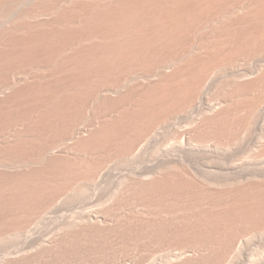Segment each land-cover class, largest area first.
I'll use <instances>...</instances> for the list:
<instances>
[{
	"label": "rangeland",
	"instance_id": "rangeland-1",
	"mask_svg": "<svg viewBox=\"0 0 264 264\" xmlns=\"http://www.w3.org/2000/svg\"><path fill=\"white\" fill-rule=\"evenodd\" d=\"M29 1H31V2H29ZM35 0H0V74L2 75H0V87H2V85L1 84H5L6 82H7V80H9L11 77H10V75H13V76H16V73H17V76H18V78L21 80V79H25L26 81H27V83H28V85L29 86H31V85H33V86H31L29 89L30 90H28V87H27V85H26V82H24V80L22 81L21 80V84H18L19 86H16V91H14L15 89L13 88V89H9V90H12L13 92H10V93H13V95L14 96H11V94L9 95L8 93V95L9 96H11V97H8L9 99H10V103L11 102H13L14 101V103H13V106H12V104H10L9 102L5 105V102H1L0 101V107L4 104L6 107H4V106H2L3 108L1 109L0 108V128L3 130V132L1 131V134H0V137H1V139H3V138H5V136H3V135H6V133H4V129L5 130H7V131H9V132H11V130H12V135L14 134V132H15V137L12 139L13 140V142L15 143L16 141H18V143L20 142V141H22V143L20 142L18 145H19V147H18V145L15 143V144H13V142H11L10 141V144L9 143H7L6 145L7 146H11L13 149L15 148V150H13V149H11V148H9V147H7L6 145H3L4 143H6L5 142V139L3 140L4 141V143L2 142V143H0L1 145H3L2 147H3V149L4 150H6V147H7V151H3V149L2 148H0V151H2L1 153H0V155L4 158V160L5 159H8V163L9 162H11V160H12V163H10V164H14L15 165V163H16V161H17V163H18V165L21 163L22 165H24V163L26 164V167L28 168L27 170L26 169H24L25 168V165H24V168H23V171H26L25 173L26 174H28V177H27V175L25 174V173H23V171H22V169L21 168H18V170L17 169H15V170H13V173H12V170L11 169H5L4 167V169L6 170V174H4L5 176H7V174H9L8 176L11 178L10 180H12L11 182H10V180H9V177L8 178H6L4 175H2L3 173H0L1 175H2V177H5V178H3L4 180L3 181H0L1 183H0V213H1V211H3L1 214H0V259H2V255H3V259H2V261H1V263L0 264H3V263H6V261H7V263H8V260L9 259H12V260H14V261H12L11 260V264L13 263H15V264H264V196H263V192L262 191H264V187L262 186V190H261V188H258V187H261V185L259 186H257V187H254V188H252V187H250L251 189H253V190H251L249 187H245L246 189H245V191L246 190H248V191H255L253 194H252V192H248V191H246L247 192V194H245L246 192H244L243 190V188L244 187H241L242 188V190H241V188H238V190H240V194H237L238 192V190H237V188H235V187H233V189L232 188H230V189H232V192H231V190H230V192L229 193H231L230 195L232 196L234 193V195L237 197H234V195H233V197H229V195H228V193L227 194H224V195H221V196H224V197H219V199H218V197L216 196V193L215 194H207L206 195V192L203 194V195H201V194H199V191H196V190H194L193 188L191 189L190 187H187L186 185H185V187L184 186H182V179H180L181 181L178 183L177 181H179V180H176V179H174V180H176V181H173V180H168V181H166V182H164L165 184H163V183H161L162 185H161V187L163 186V188H160V189H158V188H156V187H154L156 184H160L159 182H156L155 183V185H151V184H148L147 183V185H146V187H144V189L143 190H145L147 187H149L150 185V189H152V190H148L149 188H147V190H145V193H144V191H142L141 190V188H143V186L141 187V183H139V182H137L138 183V187H136L135 186V188L133 189V186H134V181H137V180H134V181H132V183H130V184H132V185H130V184H128L129 183V180L127 181L126 180V178H124V180L125 181H127V184H125L126 182L124 181V180H122L121 179V181H123V182H125V183H122L121 182V184H119L120 183V179H117V173L119 174H123L124 175V173H125V175L123 176V175H120V177L121 176H123V177H126L127 176V178L128 179H131V178H135L136 179V176H134L135 174H134V171L135 172H137V171H139V172H141L142 170H145L146 171V167H147V171H148V173L150 174V169H148V167L149 168H151V170H153V169H155L156 168V170L157 169H159V167H161L162 166V164H164V160H162V159H167V158H169V159H167V160H171L170 158V156L172 155V157H173V159L176 161L177 159H178V155L179 156H182V150H181V153H179L180 152V148H182V142H181V140H183V138H182V136H181V134H183V133H185V129L188 131V128L190 127H195V124H193V123H196V122H194V119H195V121H196V118H194V117H197V115H198V110L197 109H199V106L202 104H199L201 101H205L206 103L207 102H209L210 104H215L216 102H217V99H220L222 96H223V98L225 99L226 97H228V98H226V100H229L231 97H230V95L232 94L231 93V90H229L228 91V89H227V91L229 92V93H231L230 95L229 94H226L227 92H226V89H225V87H227V84H226V86L223 84L224 82H225V77H223V76H225L223 73H222V75H221V79H220V73H216L215 75H217V76H215L214 74L212 75V76H215V77H212V76H208V80H206V83H204L206 86H204L203 87V92H201V97H202V99L200 98V99H198V100H196V102H195V106L194 107H192V108H190V109H184V112H183V110H181L182 109V107H180V109H179V106L177 105V107L175 106V104H176V102H175V104H173L174 106H175V108L174 109H171L172 110V113L173 112H176V110H177V112H176V114H178V115H176L173 119H172V121H171V123L169 122V124L168 125H164V126H162V127H159L158 129L159 130H157V128L155 127H152L151 126V129H149V125H151V124H149V123H144V121L143 120H146L147 119V117L149 116V114L148 113H146V118H145V116L143 115V117L145 118H140L141 116H142V113L141 112H144V110H147V112H149L150 113V111H151V107H156L158 110H159V108L160 107H158V106H161V104H163V106L165 105V103L164 102H171V97H173L174 95H172L171 94V88H169V90L168 89H166L168 92H169V94L167 93V91L166 92H164L162 89H161V91H163L164 93H166L165 95H164V93L162 92V96L165 98L166 97V95H167V97H169L168 95H170V99L169 98H167L168 100H166V101H161L162 103H159L158 102V98H157V96H156V98L155 97H151V99H149L147 96L148 95H146V97L148 98V99H146V97H145V99L146 100H143L142 98H141V100H137V99H139L141 96H145V94L143 95H139L138 97H136L135 99H136V101H134V98H133V100H132V103L135 105V106H137L138 108H136V107H134V109H133V106H132V104L131 105H124V109H123V107H121V106H118L117 107V103L116 104H114L113 102L111 103L112 105H116V106H111V104L109 103V102H111V101H107L106 99L108 98V96L106 97V98H103V99H101L100 101L102 102V100L104 101V99L108 102V104H109V106L107 105L106 106V104L107 103H105L104 104V102H106V101H104L103 103H101V102H96V104H94V106L97 108V106H99L97 109L99 110V109H101V110H99V112L100 113H97L98 112V110L95 108V107H92V109H93V111L95 112V109L97 110L96 111V114H94V112L93 111H91V112H93V113H91V112H88V113H86L85 115H83L84 116V120H85V123H84V120L81 118L80 119V122H83L82 124L83 125H80L81 127H85V125L88 123V125H91L90 123H92L93 121H92V119H93V117H96L95 118V120L96 121H94V124H93V127H94V125H95V128H96V126L97 127H101L102 125L101 124H104L103 122H107V119L109 118V115L110 116H112V114L113 115H115L117 112H115L114 110H116L117 108H118V110H116V111H118V115L121 117L122 116V114L124 115V113H126V111H127V114L128 115H126V117L128 118V117H131V118H133L132 117V115H131V113H132V109L134 110L133 111V116L134 117H136L138 114V112H139V115H138V117L136 118L137 120H136V122H137V124L139 123V121H140V123H139V126H137V127H139L138 128V130L140 129L142 132H139V131H136L137 130V127L135 126L136 125V122H135V118L134 119H131L130 118V120L132 121V123H133V125L135 126H133L132 125V123H130L129 121V124L128 125H124L126 128H127V126H128V129H126L125 127H124V130H126V131H128V130H130V128L129 127H131V126H133L131 129L133 130H131L130 132H125V131H123V125L122 124H124V122L123 123H120V120H118V119H120L119 118V116H116L117 117V119H116V121L115 122H117V120L119 121V122H117V123H119V124H121L120 126H121V129L122 130H120V129H118V127H120L119 126V124L117 125V123H115L114 121H113V126H112V124L111 123H105L104 124V127L102 126L101 128H103V129H105L106 131L108 130V129H111L110 127L112 126V127H115V128H113L112 129V131L113 132H115L116 131V133L117 132H119V131H123L122 133L123 134H120L119 136H118V134L119 133H117V134H115V133H113V132H111V130L109 131L108 130V132H109V134L110 133H112V136H113V134H114V136L116 135V138L117 139H121L122 137V139H124V138H128V139H124V140H127L128 142H129V144H131V147L133 146L134 147V145H132V143H134V144H136L135 145V149L133 150V147H132V153H131V151H130V149H131V147H130V145L129 144H127L124 140H123V142H124V146L125 147H130V148H128L127 149V151H130L129 153L127 152V155H129L130 154V156L127 158L126 156H123L124 155V153L123 152H126L125 150H123L125 147L124 146H122L123 145V142L121 143L120 141H122V139L121 140H118V142H120V143H117V142H115V140H114V144H113V140H112V138L113 137H111V134L110 135H108L107 134V132L106 131H104L103 130V132L102 131H100L99 133L97 132V131H99V129L97 130V128L95 129V128H92V125L91 126H87L86 128H88V129H90V130H94L95 131V134L97 135V134H99V136L97 135V138L95 137V136H93V137H95V139H98L97 141H99V139L100 138H102V137H104L105 138V136H106V134H107V136H106V140L105 141H107V142H105L103 139H101V140H103L101 143H99V142H96V140H95V144H94V140H93V142L91 141V143H93V146L94 147H92V145H91V143H87V141H84V140H82L85 144H88V146H91L92 148H93V151L95 150L94 148L96 147L95 145H97V148H96V150L94 151L95 153V155H97L96 157L97 158H99V159H97L96 157H95V155H93V153H90L92 150H89V152H87L88 151V149L89 148H91V147H89L88 148V146L86 145V146H82V145H84V144H82V145H78V143H80V142H82V141H80L79 142V140H81L82 139V137H81V139H80V137H78L76 140L75 139H73V140H75V141H73L72 140V138H70L69 136L65 139V138H60V136H62L63 134V137L67 134V130H66V121H67V119H68V121H69V114H71V113H66L65 115L63 114V113H65L66 112V110H69V107H71V103H72V100L74 99V98H71L72 96H73V94L75 95L76 93L74 92V89L73 88H71V87H76V86H73V85H76V82L74 81V80H76V81H79V82H81L80 80V78L82 77V82L84 81H86L85 83H87V81H88V85L90 84V86L92 87V86H94L95 84H96V86H94V88H99L101 85H103V86H105L106 87V85L108 84H112V83H114V84H112L111 85V87H114L116 84H117V81H118V78L116 77V80L114 79V75H112L113 77H112V79H111V75H109L108 76V74H107V76L109 77L108 78V80H107V76L105 77V73H104V70H102L103 69V63H98V62H95V60L96 61H100V62H102L101 60H99L102 56L104 57V55L102 54L103 52H102V47L99 45L100 44V39L98 40V43H97V45H95L96 46V48L98 47L99 49H100V51L99 50H97L95 47L92 49L93 51H94V49H96L95 51L96 52H102L101 54L102 55H100V53L98 54V53H96L95 51L93 52L94 54H95V56H96V54H98L99 56H101L100 58H98V55L96 56L97 58H93V60L90 58V55H91V57H95V56H93L92 54V52H91V50H90V48H86L87 50L89 49L90 50V52H89V50L88 51H86V49H85V47L84 46H81V47H83V49L81 48V47H79V49H77V52H79L78 54L80 55V61L78 62L79 64L80 63H82L80 66H76L77 68L79 67V70L80 71H84V73H88V71H89V68H91L92 69V64H96V65H98V66H96L95 65V67H94V65H93V68H97V67H101L102 69H101V71H100V69L98 68V70L100 71V72H102L103 71V73H101V74H103L102 76H101V74H100V72L97 70V73H94L95 75H93L92 76V74H90L91 76V78L88 76V74L89 73H91V69H90V71H89V73L87 74L86 73V75L85 76H82L83 74H81V77L79 78L78 76H76V75H78L79 74V72L80 71H78V70H76L73 66H72V64H70V63H68V62H64V63H62L61 65H63L64 64V66H61L60 65V63L58 62V61H56V63L54 62L57 58H55V57H57V55H59V54H61V53H64V51H65V49H66V45L65 44H67V41H68V43L70 42V41H73V40H78V37H77V35L79 36H81L82 38H83V36L84 37H86L84 34H83V30H84V32H85V34L87 33L88 35H89V33H88V31H92L93 30V26H95V21H96V19L98 18V17H101L100 15H102L103 14V11L105 10H103L102 9V7L105 5L104 4V2L106 1V0H100V1H98V0H59V1H57V0H37V2L35 3L34 2ZM39 1H42V2H39ZM108 1V0H107ZM111 1V4L112 3H114V4H109V3H107V2H105L106 4H108L109 5V7H107L106 5V7L107 8H111V6L113 7V9L115 8V6H113V5H116V3H117V5H118V3H119V1H121V0H119V1H112V0H109V2ZM136 1V0H135ZM137 1H138V3H137ZM135 3H137L136 4V6H138V9L139 8H141V9H139V10H141V12L140 11H138V13L140 12V13H145V15H146V17H148L149 18V16L148 15H150L151 14V19H149V20H147L146 19V17L145 16H141L140 17V13L139 14H136V10H135V16L138 18V21L140 20V18H141V20L143 19V17H144V19L145 20H147V21H145V20H142V22L144 21V26L143 27H145V29L147 30H145L143 27H142V30H143V32L144 31H146V34L148 33V29H147V27L150 29L149 31H150V34H151V38H152V40L153 41H151V42H154V39H156V38H154V36L155 37H157L158 36V34L160 35V36H162V33H163V40L164 41H167V40H169V41H173L174 42V44L172 43V45L173 46H171V44L170 43H168L167 42V45L168 44H170V45H168V46H171V48L173 49V48H175V47H177L178 45H180V44H178L177 45V43H180L181 41L180 40H182V31L181 32H179L180 34H181V36H179L178 34L179 33H173V32H178L179 30H181L182 28H184V27H182V28H180V26L181 25H185V22H184V20L186 21L187 20V18H188V15H189V18H191L193 15H194V17L197 15L196 13H198L200 10H201V6L204 4H206V3H203V0H200V1H202V3L201 2H197L196 0H194V2H195V4L196 3H199V4H201V6L200 5H198V4H196L198 7H197V10H196V5H194V4H191V2H193V0H189L188 2L190 3V5L191 6H193V8H195V9H193L192 8V13L194 12V14H192L191 13V11H189V9L191 8V6L189 7V9L188 10H184V9H186L187 8V6L185 5V3L183 4V2L185 1V0H183V2L181 1V0H179V1H181L180 3H178V1L177 0H175V2L173 1V0H171V2H172V4H171V2H169L170 0H168V3H167V1H163V3L162 2H158L157 4L155 3V1L153 0V2H152V0H151V3H149L148 2V0H144V1H140V0H137ZM147 1V2H146ZM150 1V0H149ZM159 1V0H158ZM162 1V0H161ZM191 1V2H190ZM199 1V0H198ZM44 2V3H43ZM55 2V3H54ZM64 2V3H63ZM66 2V3H65ZM71 2H73V4L71 3ZM81 4H80V3ZM100 2H101V5H100ZM143 2V3H142ZM157 2V1H156ZM164 2H166V3H164ZM193 2V3H194ZM34 3V4H33ZM42 3V4H41ZM54 3V4H53ZM69 4V5H65V4ZM84 3V4H83ZM102 3H103V6H102ZM147 3V4H146ZM161 3V4H160ZM174 3V4H173ZM175 3H177V5H185L184 7H183V5L181 6L182 8H184V9H181V7H178ZM188 3V4H189ZM33 4V5H32ZM36 4V5H35ZM51 4V5H50ZM89 4V5H88ZM91 4V5H90ZM138 4H140V6L141 5H145V7H143V6H139ZM148 4H150V5H148ZM164 5V4H169V5H175V6H172V7H174L175 8V10H174V8H172L171 6H169V5H167V6H169V7H165L164 8V6L163 7H161L160 9H162V10H164L163 11V13H161L160 12V9L158 10V8H157V10H158V13L160 12L161 13V16L159 15V14H157V15H159L158 16V18H156V17H154L155 15H156V13L157 12H154L155 11V9H153V11L152 12H154L153 14H154V16H153V14L151 13V11H150V14H148V12H146V11H148V10H150V9H152V8H154L155 6L156 7H158V5ZM186 4H187V2H186ZM38 5V6H37ZM65 5V6H64ZM88 5V6H87ZM97 5H99V6H97ZM116 5V6H117ZM152 6L151 8L150 7H148V6ZM154 5V6H153ZM32 6V7H31ZM43 6V7H42ZM69 6V7H68ZM92 8H91V7ZM97 6V7H96ZM135 6V7H136ZM147 6V7H146ZM200 6V7H199ZM34 7H36V8H34ZM49 7V8H48ZM57 7H59V10H58V8ZM74 7V8H73ZM85 7H86V9H85ZM106 7H103V8H106ZM160 7V6H159ZM171 7V8H170ZM177 7H178V12H177ZM203 7V6H202ZM42 8V9H41ZM64 8V9H63ZM69 8H71V9H69ZM73 8V9H72ZM77 8V9H76ZM94 8V9H93ZM143 8H148V9H146V11H145V9H144V11L142 12V9ZM169 8L170 9H172V10H174L175 12H177V13H179V12H181V10H182V12H183V10H184V12L185 11H187V13H191V14H188V15H186V14H183V13H181V16L180 17H182L183 15V17H185V18H181L182 20L180 21V19H179V22H176V24H173V23H171V22H173V20H178V18H175V17H179V16H177V13H171L173 16H174V14H176L174 17L173 16H171V17H173V18H175V19H171V17H170V19L172 20L171 22L170 21H167L168 19H169V16L170 15H168V13L170 14V12H171V10L170 11H168L169 10ZM198 8H199V10H198ZM204 8H205V6H204ZM38 11H37V10ZM89 9H91V10H89ZM97 9V10H96ZM100 9H101V11H100ZM136 9H137V7H136ZM165 9H166V11H168V13L167 12H165ZM168 9V10H167ZM203 9V8H202ZM55 10H57V11H55ZM65 10V11H64ZM81 10V11H80ZM156 10V11H157ZM191 10V9H190ZM33 11H35V12H33ZM50 11V12H49ZM52 11H53V13H52ZM76 11H77V13H76ZM89 11V12H88ZM95 11V12H94ZM100 11V12H99ZM198 11V12H197ZM37 12V13H36ZM46 12V13H45ZM49 12V13H48ZM66 12V13H65ZM32 14V13H36V14H39L38 16H39V18H40V20H42L43 18H45L46 20H47V22L45 23H43V21H45V19H43V21H40V23L37 25V26H35V25H33V22H30L31 20L28 18V16H29V14ZM56 13V14H55ZM90 13V14H89ZM98 13H101V14H98ZM21 14V15H20ZM27 16V17H25V15ZM28 14V15H27ZM41 14H42V16H41ZM52 14V16L50 17V15ZM60 14V15H59ZM81 14V15H80ZM84 14V15H83ZM95 14V15H94ZM163 14H165V16L167 15L168 17V19H166V17H163L162 18V16H164ZM183 14V15H182ZM49 15V16H48ZM54 15V16H53ZM56 15V16H55ZM63 17H62V16ZM65 15V16H64ZM70 15V16H69ZM80 16V17H78V16ZM87 15V16H86ZM89 15V16H88ZM99 15V16H98ZM139 15V16H138ZM178 15H180V13L178 14ZM190 15H191V17H190ZM31 16V15H30ZM29 16V17H30ZM47 16V17H46ZM74 16V17H73ZM83 16V17H82ZM135 16H134V19H133V22H137L136 20V18H135ZM20 17H24L26 20H24V18H20ZM50 17V18H49ZM53 17V18H52ZM96 17V18H95ZM140 17V18H139ZM161 19H160V18ZM60 18V19H59ZM88 18H89V20H88ZM153 18H156V20H158L159 19V21L161 22H157V24L160 26V27H157L158 25L156 24V20L155 19H153ZM193 18V17H192ZM189 19L190 21L191 20H193V19ZM17 19V20H16ZM54 19V20H53ZM58 19V20H57ZM93 19H95L94 21H93ZM99 19V18H98ZM97 19V21H96V23L98 22L99 23V20ZM136 19V20H135ZM153 19V20H152ZM163 19H165V20H163ZM169 19V20H170ZM6 20V22H4ZM12 20H13V22H12ZM30 20V21H29ZM61 20V21H60ZM75 20H77V21H75ZM135 20V21H134ZM140 20V21H141ZM165 22V25L166 26H168L169 25V23H171L172 25H175V26H171V24L169 25V26H171L173 29H174V31L172 32L171 31V27H167V28H165L166 26H162L161 27V25L163 24L164 25V22ZM8 21V22H7ZM12 23H14V24H16V25H14L13 24V27L11 28L10 27V25L12 26V24H11V22ZM15 21H16V23H15ZM23 21V22H22ZM26 21H28V22H26ZM52 21V22H51ZM83 23H82V22ZM139 21V22H140ZM148 21H150V22H148ZM153 21H155V22H153ZM182 21L184 22V24L182 23ZM6 23L7 25H8V23H9V25L7 26L6 24H4V23ZM30 22V23H29ZM41 22H42V24H41ZM60 22V23H59ZM89 22H91V23H89ZM139 22H137V23H139ZM141 22V23H142ZM151 22H153V23H151ZM163 22V23H162ZM167 22V23H166ZM25 23V24H24ZM53 23H55V24H53ZM63 23H64V25H63ZM66 23V24H65ZM78 23V24H77ZM94 23V24H93ZM98 23L96 24V25H98ZM140 23V25H143V24H141ZM147 23L149 24V25H147ZM152 24V27H151V24ZM154 23H155V28H162V32H161V29L160 30H158L157 31V29H152V28H154L153 27V25H154ZM177 23H179L178 24V26H177ZM181 23V24H180ZM187 23V22H186ZM189 23V22H188ZM187 23V24H188ZM18 24V25H17ZM27 24V25H26ZM51 24V25H50ZM83 24V25H82ZM91 24H93V26L91 25ZM147 26H146V25ZM186 24V25H187ZM49 25V26H48ZM70 25H72V26H70ZM138 26V24H136V23H134V27L135 26H137V27H135V30L136 31H134V34H135V32L137 33V34H135V39H137V38H141L140 36L142 35V33H139V32H142V31H139V30H141V26ZM22 26V27H21ZM31 26V27H30ZM34 26H35V28H34ZM39 26V27H38ZM43 26V27H42ZM46 26V27H45ZM59 26V27H58ZM88 26V27H87ZM89 26H92V28L90 27L89 28ZM150 26V27H149ZM177 26V27H176ZM15 27V28H14ZM27 27V28H26ZM65 27V28H64ZM97 26H95L94 27V31L92 32V33H96L97 31L98 32H100L99 31V29H100V27H99V29H98V27L96 28ZM140 27V28H139ZM177 28V29H179L178 31H177V29H175V28ZM6 28V29H5ZM9 28V29H8ZM58 28V29H57ZM64 28V29H63ZM68 28H70V29H68ZM79 28V29H78ZM83 28H85V29H83ZM89 28V29H88ZM97 30H96V29ZM169 28V29H168ZM4 29H5V31H4ZM11 29H12V31H11ZM36 29V30H35ZM55 29V30H54ZM68 29V30H67ZM72 29V30H71ZM82 31H81V30ZM153 30V33L154 34H156V35H153L152 34V30ZM166 29V30H165ZM168 29V30H167ZM172 29V30H173ZM9 30H10V32H9ZM62 32H61V31ZM96 30V31H95ZM138 30V31H137ZM154 30H155V32H157V33H155L154 32ZM32 31V32H31ZM34 31V32H33ZM43 31V32H42ZM59 31V32H58ZM90 31V32H91ZM167 31V32H166ZM171 31V32H170ZM5 34H4V33ZM19 32V33H18ZM35 32H36V34H35ZM37 32H38V34H37ZM41 32V33H40ZM65 32V33H64ZM72 32V33H71ZM98 32H97V34L96 35H98ZM166 32V33H165ZM171 33V34H169V33ZM1 33H3V34H1ZM71 33V34H70ZM75 33V35H73ZM79 33V34H78ZM81 33V34H80ZM139 33V34H138ZM145 33V32H144ZM143 33V34H144ZM161 33V34H160ZM164 33H165V35H164ZM168 33V34H167ZM173 33V34H172ZM67 34H69V35H67ZM77 34V35H76ZM86 34V35H87ZM91 34V33H90ZM141 34V35H140ZM150 34L148 33L147 34V36L145 35V37L147 38H150L149 36H150ZM174 34H176L175 36H174ZM3 35V36H2ZM20 35V36H19ZM48 35V36H47ZM56 37H55V36ZM61 35H63V37L61 36ZM75 36V39H73L74 37L73 36ZM136 35H140L139 37L137 36V38H136ZM149 35V36H148ZM153 35V36H152ZM11 36V37H10ZM42 36V37H41ZM52 36V37H51ZM80 36H79V38H80ZM99 36H100V34L97 36L98 38H99ZM160 36H158V37H160ZM172 36H174L175 38H176V36H179V37H177L176 39L174 38L173 39V37ZM3 37V38H2ZM40 37V38H39ZM44 37V38H43ZM46 37V38H45ZM49 37V38H48ZM60 39H59V38ZM62 37V38H61ZM72 38V40H71V38ZM142 37L143 38H141V39H144L145 37H144V35H142ZM66 38V39H65ZM77 38V39H76ZM150 38V39H151ZM154 38V39H153ZM180 38V39H179ZM64 40V41H62V40ZM81 39V38H80ZM135 40V48H133V49H135V50H133L134 52L136 51V52H138V50L140 49V51L142 50V47H141V45H140V42L142 41V43H144L142 46L143 47H145L144 49H147L148 47L147 46H144V45H146V44H148V43H151V42H148V43H145L148 39H144V40ZM149 39V40H150ZM159 39V40H158ZM157 39V41H159V42H157L158 44L156 45V48L160 45V48L162 47L163 48V46H161L162 45V43H164V42H162V43H160L161 42V37L160 38H158ZM178 39V40H177ZM10 40V41H9ZM70 40V41H69ZM148 40V41H149ZM162 40V41H163ZM176 40V41H175ZM57 41V42H56ZM60 41V42H59ZM145 41V42H144ZM179 41V42H178ZM8 42V43H7ZM55 42V43H54ZM64 42H65V44H64ZM74 42V41H73ZM155 42H156V40H155ZM177 42V43H176ZM6 43V44H5ZM66 46H62L63 44ZM141 43V44H142ZM175 43H176V45H175ZM57 46H56V45ZM60 44V45H59ZM71 44V46H72V42L71 43H69V45ZM137 44L139 45L138 47H139V49H138V47L136 48V46H137ZM166 44V42L164 43V45ZM101 47H99V46ZM151 45L152 46H155L154 45V43H152V44H150V48H151ZM167 45H165L164 47H165V49H168V50H170L171 48L170 47H168ZM175 46V47H174ZM65 47V48H64ZM4 48V49H3ZM64 48V49H63ZM84 51V52H86V54L82 51V52H80V50L81 49ZM156 48H154V47H152L151 49H155L156 50ZM160 48H158V49H160ZM170 48V49H169ZM177 48H179V46L177 47ZM57 49H61V50H63V52H58L59 50H57ZM68 49H70V47L68 48ZM68 49H66L67 50V53L69 52V50ZM144 49H143V57H142V55H141V52H139L140 53V55H138V53H137V56H140L139 58L140 59H137L138 57H136L135 55H133V54H135V53H132V55H133V58H132V55L130 56V55H128L126 52V54H127V56H129L127 59H126V57H125V55H124V51H126V50H124V51H122V55L120 54V56L118 57V59H119V61H117V59L115 60V62H118V63H120L121 61H123L124 63L128 60L129 61V59L130 58H132V60L134 59V61H135V67H137V68H135V67H133V69L135 68L136 70H137V72H136V70L134 69V71L137 73V74H142L143 72L145 73V72H148L151 68V66H152V68L153 67H155L156 65H157V62L159 61H161V60H159V58H161V56L163 57V55L164 56H167V54H168V56H170L171 54L172 55H174L176 52H175V50L176 49H173V51H172V49L170 50V52H173V53H170V52H167V51H164V49L163 50H161V52L163 51V52H165L164 54L162 53L161 54V56L160 55H158L159 53H161V52H159L160 50H158L157 52H158V54H155V53H157L155 50H153L152 51V53H153V55L155 54L156 55V57H154L151 53H150V55H152L151 57L149 56V49H147V54L144 52ZM150 49V50H151ZM60 50V51H61ZM56 51H57V53H59V54H57L56 53ZM87 52L89 53V58H90V60L86 57V55L88 56V54H87ZM166 52H167V54H166ZM258 51L256 50V52L255 53H257ZM50 53V54H49ZM55 54V55H54ZM129 54H131V53H129ZM145 54V55H144ZM2 55V56H1ZM53 55H54V59L52 58L53 57ZM124 55V56H123ZM158 55V56H157ZM81 56H82V58H81ZM83 56L85 57V58H87V62H89V61H93V62H90V63H92V64H90V63H86L83 59ZM122 56V57H121ZM149 56V57H148ZM102 57V58H103ZM121 57V58H120ZM126 59H124V58ZM134 57H136V58H134ZM148 59H147V58ZM153 57V58H152ZM157 57H159V58H157ZM52 58V59H51ZM142 58H143V60H142ZM145 58V59H144ZM150 58H152V61H151V63H150V61H149V59ZM105 59V58H104ZM104 59H102L103 61H104V63H105V60ZM123 59V60H122ZM142 60L143 61V63H142V61L140 62L139 61V63H138V65L136 64V60ZM54 60V61H53ZM89 60V61H88ZM121 60V61H120ZM131 59H130V62L128 63V62H126L128 65H131L134 61H132ZM154 60V61H153ZM252 59H249L248 61L246 60V63L244 64V66L247 64V67H248V65H249V67L251 66V67H254L255 65H253L254 64V62L253 61H251ZM50 61H52V62H50ZM82 61H84V62H82ZM157 61V62H156ZM46 62V63H45ZM54 62V63H53ZM57 62L59 63V65L57 64ZM114 62V63H115ZM123 62H122V64H123ZM146 62V63H145ZM147 62H148V64H150V65H147ZM154 62L156 63V65L154 66ZM158 62V63H159ZM39 63V64H38ZM45 63V64H44ZM53 63V64H52ZM67 63V65L69 64V66L70 67H72L71 69H70V67L69 66H66V67H68L67 68V70L68 71H70V70H72V72H73V74H75V72L77 71L78 72V74L76 73V75L75 76H73L72 74V76L73 77H77L76 79L74 78L73 79V82L75 83H73L72 84V78L73 77H71L70 76V78H69V73L71 72H68V71H66V67H65V64ZM83 63L85 64V66H87L88 65V69H84L83 68ZM118 63H116L115 65H116V68H117V66H118ZM140 63H141V65H140ZM37 64V65H36ZM43 64V65H42ZM47 64H48V66H47ZM55 64H57V65H55ZM77 64V63H76ZM75 64V65H76ZM87 64V65H86ZM103 64V65H102ZM121 63L119 64V65H122ZM152 64V65H151ZM243 64V63H242ZM36 65V66H35ZM50 65H53V66H50ZM89 65H91V67H89ZM103 67H102V66ZM133 65V64H132ZM44 66V67H43ZM46 66V67H45ZM54 66H56V68H58V70L60 69H62L63 70V68H64V70L66 71V73H64L65 71L63 70H59V72H61V74H62V77L61 78H63L64 80L63 81H65L66 79H67V81L68 82H70L71 81V87L70 86H66V85H64V87H63V82L61 81L62 79L60 78V80H57V78H59L60 77V75L61 74H59V76L56 78H49L50 77V75L52 74V77H54L55 76V74L58 72L57 71V69H51L52 67H54ZM62 68H61V67ZM84 66V67H85ZM141 68H140V67ZM150 66V67H149ZM38 67V68H37ZM47 67H49V70H48V68ZM51 67V68H50ZM121 67V66H120ZM250 67V68H251ZM35 68V69H34ZM41 68V70H39ZM46 68H47V73H48V71H50V69L51 70H53V72H54V74H53V72L51 71V74L50 75H48V81L50 82V84H52V86H53V83H54V80H55V83L58 85H56V87L58 88V87H62V88H64L65 89V86H66V89H69V87H70V89L69 90H71V91H73V93H72V95H70V91H68V90H64V89H60V88H56L55 87V85L53 86V88L51 87V85L49 84V83H47L48 84V87H47V84H46V87L45 88H48V90L47 89H45V91L44 92H42V91H40V93H42V94H45V92H46V95H45V97H47V94L49 93V95H48V98L50 99V97H52V93L51 92H53L54 94H55V89H57L56 91V94L55 95H53L54 97H52L53 99L52 100H58V99H54L55 98V96H56V98H58V97H60L61 99H62V97L64 98V96H62V95H60V94H66V96H65V100H66V103H65V100H64V104L62 105L61 103H62V100L60 99V101H61V103H60V101H58L59 103H60V107L57 105V101L53 104V101H51V104H53V105H51V106H49V104H50V100L48 99V101H47V99L45 100L44 98H42L41 96H43L44 97V95H42V94H40L39 93V90L41 89V87H39L38 86V84L40 83V81L38 80V78H35V79H33L34 77H32V76H40V72L38 73L39 75H37L36 74V72H37V70L38 71H41L42 72V69H43V71L45 70L46 71ZM55 68V67H54ZM73 68H74V71H73ZM81 68H83V70H81ZM85 68H87V67H85ZM107 68V67H106ZM123 68L125 69V68H127V66H123ZM122 67H121V69H123ZM129 68V67H128ZM126 69V71H130L131 69ZM131 68V67H130ZM149 70H148V69ZM5 69V70H4ZM13 69V70H12ZM95 69H93L94 71L93 72H95L96 70ZM4 72H3V71ZM19 70V71H18ZM85 70H86V72H85ZM139 70H143V72L141 73ZM154 70V69H153ZM153 70H151V72H150V74L152 73V71ZM44 71V72H45ZM122 71H125V70H122ZM133 71V72H134ZM140 73H139V72ZM6 72V73H5ZM13 73V74H10V73ZM21 72V73H20ZM27 72V73H26ZM28 72H30V73H28ZM92 72V73H93ZM99 72V73H98ZM130 72H132V70L130 71ZM7 73L9 74V75H7ZM26 73V74H25ZM31 73L32 74H34V75H32V76H30L31 75ZM46 73V72H45ZM68 73V74H67ZM81 73V72H80ZM107 73V72H106ZM149 73V72H148ZM20 74H21V76H20ZM36 74V75H35ZM66 76H65V75ZM96 74H97V76L99 75L100 77H103V78H100V77H98L97 79L95 78V77H97L96 76ZM30 77H29V76ZM54 75V76H53ZM63 75H64V77H63ZM67 75H68V78H66L65 79V77H67ZM144 75H146V73L144 74ZM149 75V74H148ZM8 76H9V78H8ZM27 76V77H26ZM56 76H57V74H56ZM86 76L87 77H89V80H91L92 79V81H90L89 82V80H88V78H87V80H86ZM2 77V78H1ZM24 77V78H23ZM27 79H26V78ZM32 77V78H31ZM85 77V78H84ZM30 80H29V79ZM93 78H95V79H93ZM214 78V79H213ZM216 78V79H215ZM218 78H219V80H218ZM6 79V80H5ZM38 81H37V80ZM79 79V80H78ZM98 79H101V80H99V81H96V80H98ZM102 79L103 80H107V82H105V81H102ZM114 79V80H113ZM224 80V82H223V80ZM2 80V81H1ZM38 82V84L36 85V82ZM53 80V81H52ZM93 80L94 81H96L95 82V84H92V82H93ZM111 82H110V81ZM215 80L216 81H219L218 83L217 82H215ZM6 81V82H5ZM28 81H33L34 82V84H33V82H30V84H29V82ZM47 81V82H48ZM52 81V82H51ZM58 81V82H57ZM59 81H61V85L60 84H58L59 83ZM66 81V82H67ZM109 81V82H108ZM114 81V82H113ZM116 81V82H115ZM139 81V80H138ZM141 81H143V79L142 78H140V82ZM66 82H64V84L66 83ZM81 82V83H82ZM83 82V83H84ZM99 82V83H98ZM100 82H103L102 84L100 83ZM223 82V83H222ZM23 83H25L24 85H23ZM32 83V84H31ZM78 83V82H77ZM81 83H78V84H81ZM94 83V82H93ZM142 83V82H141ZM214 83H216L215 85H217L218 84V88H219V91L217 90V86H215L214 85ZM219 83H222L223 85H221V84H219ZM100 84V85H99ZM106 84V85H105ZM203 84V85H204ZM23 87H22V86ZM49 85H50V87H49ZM60 85V86H59ZM108 85H107V87H108ZM114 85V86H113ZM4 86V85H3ZM37 86V87H36ZM99 86V87H98ZM215 86V87H214ZM221 86L223 87V88H221ZM225 86V87H224ZM26 87H27V90H26ZM37 89H36V88ZM55 87V88H54ZM19 88H21L22 90H23V88H24V93H19V91L21 90V89H19ZM39 88V89H38ZM51 90H53V91H50V89ZM93 88V89H94ZM17 89L19 90V91H17ZM33 90V92L35 93H33L32 92V90ZM91 89V88H90ZM172 89H175V88H172ZM221 89H223L224 90V92L223 91H221L220 92V90ZM8 90V91H9ZM36 90H38V91H36ZM62 90H64V92L62 93ZM95 90V89H94ZM176 90V89H175ZM175 90H173V91H175ZM7 91V90H6ZM7 91V92H8ZM28 91L30 92L29 94H28ZM50 91V92H49ZM68 91V92H67ZM161 91H159L158 93L160 94V96H161ZM172 91V92H173ZM5 92V91H4ZM23 92V91H22ZM37 92L40 94V95H38L37 94ZM60 92V93H59ZM70 92V93H69ZM25 93L27 94V96L25 95ZM50 93H51V95H50ZM59 93V94H58ZM158 93H156V94H153V93H149V96L151 95H158ZM176 93V92H175ZM174 93V94H175ZM4 94V93H3ZM2 93H0V98H4L3 96L6 94H4L3 95ZM6 94V95H7ZM18 94L20 95L19 97H18ZM24 94L26 97H24V95L22 96V95ZM31 94V95H30ZM57 94H58V96H57ZM69 94V95H68ZM82 94V93H81ZM80 92H78L77 93V95H75L74 97H76V99L78 100L79 98L78 97H80ZM256 94V93H255ZM255 94H253V95H255ZM259 94V93H258ZM263 95V93H260L259 95H255L254 97L253 96H251V97H249V96H247L248 97V99H247V97H246V99H247V101L248 102H246V101H242V102H240L239 103V105H240V107H241V109L243 108V110L242 111H246L248 108H251V107H249V104H251L252 105V103L254 102H252V100H251V98L253 99V98H258V99H260L261 97H262V95ZM30 95V96H29ZM79 95V96H78ZM83 95H85V94H83ZM261 95V96H260ZM29 96V97H28ZM37 96H39V98L37 99ZM69 96H71V97H69ZM78 96V97H77ZM82 96V95H81ZM159 96V95H158ZM159 96V97H160ZM161 96V97H162ZM226 96V97H225ZM232 96V95H231ZM257 96V97H256ZM259 96H260V98H259ZM6 97V96H5ZM12 98V99H11ZM30 98V99H29ZM70 98V99H69ZM144 98V97H143ZM164 98H163V100H164ZM222 98V99H223ZM250 98V99H249ZM5 99H7V97L5 98ZM2 100V99H0V100H2V101H9V99H7V100ZM17 99V100H16ZM29 99V100H28ZM41 99H43V101L41 100ZM67 99H69V100H71V101H69V102H67L68 100ZM155 101H154V100ZM161 100H162V98H160ZM223 99V100H224ZM243 98H241V100H242ZM12 100V101H11ZM33 100H34V102H33ZM40 100V101H39ZM149 100V102H150V100H152L150 103L148 102H145V101H148ZM156 100H157V102H156ZM240 100V101H241ZM243 100H245V99H243ZM254 100H256V99H254ZM47 101V102H49V104L47 105V102H46V104H44L45 102ZM74 101V100H73ZM138 101V102H137ZM142 101L144 102V103H147V106L146 107H144L146 104H144V103H142ZM160 101V100H159ZM19 102H20V104H19ZM29 102V103H28ZM35 102H36V104H35ZM43 102V103H42ZM134 102H137L136 104L134 103ZM139 102H141V104L143 105V107H141V108H144V110L143 109H141L140 107H139V105L138 104H140ZM153 102H155V103H153ZM173 102V101H172ZM171 102V103H172ZM45 107H42V105ZM153 103V104H152ZM157 103H159V104H157ZM245 105H244V104ZM2 104V105H1ZM55 104H56V106L57 107H59V109L56 111V112H62V109L65 111V112H63L62 113V115H64L63 117H64V119L67 117V119H66V121L64 120H62V115L60 116V117H58V120L62 123V122H64V124L62 123L61 125H58V124H56L57 122H59V121H57L56 119H57V113L56 112H54V111H51L53 108H55L56 106H55ZM67 104H69L68 105V107L67 108H64L65 106H67ZM100 104H101V106H103V107H105V109H103V112H104V114L107 116V118L105 117V115L104 114H101V113H103V112H101L102 111V108H101V106H100ZM102 104H104V105H102ZM119 105H120V103H118ZM122 104V103H121ZM150 104H151V106H150ZM158 105V106H153V105ZM168 104H170V103H168ZM11 105V106H10ZM14 105H17V107L15 106V108H13L14 107ZM23 105H27V106H23ZM40 105H41V107H40ZM48 106V111H51L52 113L54 112V114L53 115H55V116H53V115H51V112L49 113V112H47V111H45V109L47 108V106ZM61 105H62V108H61ZM167 105V104H166ZM165 105V106H166ZM172 105V104H171ZM172 105V106H173ZM199 105V106H198ZM238 105V106H239ZM248 105V106H247ZM250 105V106H251ZM7 106H10L11 107V109L10 108H8ZM21 106V107H20ZM55 106V107H54ZM129 106H132L131 108H128L127 109V107H129ZM141 106V105H140ZM172 106H168V108L169 107H171V108H173ZM245 106V107H244ZM29 107V108H28ZM32 107V108H31ZM116 109H115V108ZM119 107H120V109L122 110V111H124L125 110V108L127 109V110H125L123 113H120L121 111H120V109H119ZM5 108V109H4ZM7 108V109H6ZM13 108V109H12ZM16 108H17V110H16ZM34 108V109H33ZM36 108H38L37 110H36ZM44 109V111H43V109ZM52 108V109H51ZM60 108H61V111H60ZM95 108V109H94ZM111 108V110H107V109H110ZM135 108L136 109H138V112H136L135 111ZM156 108H152L153 110L155 109V111H156ZM161 108H163L162 106H161ZM160 108V110H163L164 109V111H165V108H163V109H161ZM196 108V109H195ZM24 109V110H23ZM28 109V110H27ZM42 109V110H41ZM51 109V110H50ZM55 109H57V108H55ZM112 109H114V110H112ZM142 110L141 112L139 111V110ZM259 109H260V111H259V113L260 114H258L257 115V117L259 116L262 120H264V102H261V104H260V106H259ZM13 110V111H12ZM47 110V109H46ZM105 110H107L106 112H105ZM150 110V111H149ZM166 110H170V108L169 109H167L166 108ZM180 110V111H179ZM249 110V109H248ZM247 110V111H248ZM3 111V112H2ZM23 111V112H22ZM26 111V112H25ZM69 111H71V110H69ZM110 111V112H109ZM179 111V112H178ZM5 112H6V114H5ZM31 112V113H30ZM36 112V113H35ZM45 112L47 113V115L50 117V115H51V117H52V119L54 118V120L56 121V123H55V121L54 120H52L51 119V117L49 118L50 119V122H48V119H47V122H48V124L46 125V123L44 124V122H45V118H47L46 117V114H45ZM107 112H109V113H107ZM115 112V113H114ZM130 112V113H129ZM135 112H136V114H135ZM152 113L154 112V111H151ZM180 112H183V113H180ZM3 113V114H2ZM23 113H25V114H23ZM33 113V114H32ZM56 113V114H55ZM120 113V114H119ZM145 113H143V114H145ZM152 113H150V114H152ZM195 113V114H194ZM241 113H243V112H241ZM5 114V115H4ZM16 116H15V115ZM28 114V115H27ZM29 114H30V117L32 118H29ZM36 114V115H35ZM61 114V113H60ZM60 114H58V116L60 115ZM90 114H93V116L92 115H90ZM98 114V115H97ZM148 114V115H147ZM153 114H155V112L153 113ZM152 114V115H153ZM244 114H246V112H244ZM10 115V116H9ZM26 115V116H25ZM43 115H44V117H43ZM95 115V116H94ZM98 117H97V116ZM99 115H103V118H101V116H99ZM136 115V116H135ZM151 115V116H152ZM196 115V116H195ZM6 116V117H5ZM8 116V117H7ZM33 116V117H32ZM37 118H35V117ZM85 116H87V118L85 117ZM151 116H149L148 117V119L150 120V117ZM89 117V118H88ZM90 117H92V118H90ZM123 117H125V115L124 116H122V118L121 119H125V118H123ZM13 118V119H12ZM34 118V119H33ZM98 118H100V119H98ZM105 118V119H104ZM141 120H140V119ZM258 119V120H260L261 121V123H260V121L258 122L259 124H258V126L260 125V124H262V122H264V121H262L261 119ZM7 119V120H6ZM27 121V125L25 124L26 123V121ZM32 120V122H31V120ZM41 119V120H40ZM104 119V121L102 122V121H100V120H103ZM129 119V118H128ZM138 119H139V121H138ZM143 119V120H142ZM147 119V120H148ZM3 120H4V122H3ZM35 120H37V122L35 121ZM43 120H44V122H43ZM81 120H83V121H81ZM94 120V119H93ZM115 120V119H114ZM149 120H148V122H149ZM193 120V121H192ZM2 121V122H1ZM8 121H10V122H8ZM13 121H19V124L20 125H22L21 123H23L22 121H25L24 123H23V125H24V127L29 131V133H34L33 135V137H30V135H29V133H27L28 131L23 127V125H22V127L21 126H18V122L16 123V124H14L15 125V127L14 126H12L11 124V122H13ZM21 121V122H20ZM51 121L53 122V125L55 126V124L56 125H58L57 126V130H59V132L56 130V126H55V128H54V133H56L55 135H54V133L53 132H50L49 131V128H50V130H52L53 129V127L51 128L50 126H51ZM68 121H67V124H68ZM92 121V122H91ZM100 121V124L99 123H97V122H99ZM124 121V120H123ZM141 121H142V124L144 123L145 125H147L146 127L145 126H143L144 127V129L142 128V126H140V124H141ZM7 122L8 123H10L9 125L11 126V127H9V125L7 126ZM35 122V123H34ZM40 124H39V123ZM125 124H127L128 122H127V119L125 120ZM1 123H4L5 124V126H4V124H2V126H1ZM31 123H33V124H31ZM37 123V124H36ZM43 123V124H42ZM55 123V124H54ZM115 123V124H114ZM60 124V123H59ZM85 124V125H84ZM99 124V125H98ZM108 124V125H107ZM109 124H110V127H109ZM131 124V126H129ZM143 124V125H144ZM191 124H193V126H190ZM217 124H218V126L219 127H217ZM226 124H228V125H230L229 123H226ZM226 124H224L225 126H226ZM26 125V126H25ZM44 125V126H43ZM63 125V127L65 126V128L63 129V130H65L64 132H66V133H64V132H62L63 130H62V126ZM107 127H106V126ZM115 125V126H114ZM220 125H221V123H216L215 125H214V127L216 126V128H218V130L217 131H221L220 129ZM29 126V127H28ZM38 126V127H37ZM47 126V127H46ZM118 126V127H117ZM169 126V127H168ZM222 126V128H223V124L221 125ZM5 127V128H4ZM9 127V128H8ZM14 129H13V128ZM16 127H17V129H16ZM20 127L22 128V129H20ZM41 127H46V128H48V129H46L45 128V130H44V128L42 129ZM61 127V128H60ZM109 127V128H108ZM10 128H12V129H10ZM117 128V129H116ZM135 130H134V129ZM169 128V129H168ZM190 128H189V132H191V134H189L188 136L190 137L191 135H194V136H191V138H189L190 140H191V142L193 141L194 143H196V141H197V143L199 142V143H201V141L205 144V142L203 141V140H205L206 141V139L207 138H203V136L205 135V134H202L203 136L201 137V134L199 135V137L198 136H196V132H192L191 130H190ZM216 128H214L213 129V131H214V133H212V132H210V134L209 133H207L206 134V137L207 136H209V138L212 136L211 134H216L214 137L212 136V138L211 139H209L210 141H211V143H212V141H214V143H208V144H211V145H213V144H215V142L217 143L218 142V144H215L214 146H216L217 147V145H218V148L219 147H223V146H225L224 144H222L223 142H227V138H228V141L231 143H234V141H235V145L234 144H229V142H227L226 143V146H225V149L227 150H225V149H222V147L221 148H219L220 150L222 149V151L223 152H228V153H226V157L228 158L229 157V159H231V161H232V163H233V161H234V163H236V165H238V166H240V167H242V168H244V169H249V170H262V169H264L263 168V166H264V154H263V152H261V150H258V149H256L255 148V145L257 144V141L258 140H256V136H258L257 134H259L258 133V130L256 129V130H252L250 133H251V135H249L250 133H248V135H247V133H246V135H241L240 134V138H239V134L237 135L236 133H237V131L236 130H228V131H230L229 132V134L231 133V134H234V132H235V134L233 135L234 137H230V135H226V133L223 135V133L221 132H218V134H217V131H216ZM220 128V129H219ZM10 129V130H9ZM24 129H25V132L27 133V136H24L23 134H25L26 135V133L25 132H23L24 131ZM33 129V130H32ZM35 129V130H34ZM39 129V130H38ZM144 131H143V130ZM146 129V130H145ZM148 129V130H147ZM157 131H156V130ZM171 129V130H170ZM191 129H193L194 130V128H191ZM228 129V128H227ZM15 130V131H14ZM19 130H23L22 132H23V134H22V132H20ZM37 130V131H36ZM42 130V131H41ZM47 130L49 131V132H47ZM62 130V131H61ZM91 131V132H93L94 133V131ZM150 130V131H149ZM154 130V131H153ZM167 132H171L172 134H171V136L170 135H168V134H170V133H168L167 135H168V137H167V135H166V131ZM170 130V131H169ZM226 130V129H225ZM39 131H41L40 133L42 134V138L41 137H36L37 136V134L39 133ZM44 131H45V134H44ZM57 131V132H56ZM186 131V133H188ZM215 131H216V133H215ZM254 131V133L255 132H257V133H252ZM47 132V133H46ZM97 132V133H96ZM102 132V133H101ZM106 132V133H105ZM138 133L139 132V134H138V136L137 137H141V138H139V140H138V138L136 139V138H132L133 136L135 137L137 134L136 133ZM154 132H156V133H154ZM4 133V134H3ZM16 133H17V136H18V134L20 135V137L22 138V140H21V138H20V141L16 138ZM37 133V134H36ZM39 133V134H40ZM48 133H50V135L52 136V134H53V136H55V137H53V138H55L56 139V137H57V135H58V137H57V141L58 142H55L56 140L54 139V142L53 141H51L53 138L48 134ZM58 133V134H57ZM61 133V134H60ZM100 133H101V135H102V137H100L101 135H100ZM105 133V134H104ZM126 133V134H125ZM133 134V135H130V134ZM142 133H144V134H142ZM200 133V132H199ZM199 133H197V135L199 134ZM39 134H38V136H39ZM43 134H44V137H43ZM48 134V135H47ZM125 134V135H124ZM135 134V135H134ZM220 134L222 135V139H223V137H226L227 136V138H224V140H222L220 137ZM228 134V133H227ZM244 134H245V132H244ZM252 134H254V136H252ZM45 135H46V137H45ZM121 135H124V136H127V137H124V136H121ZM129 135H130V138H129ZM142 135V136H141ZM166 135V136H165ZM218 135L220 136V137H218ZM41 136V135H40ZM67 136V135H66ZM111 137V138H108V137ZM132 136V137H131ZM144 136V137H143ZM169 136H170V138H169ZM219 138V141L216 139L217 137ZM235 136H238V139H237V137H235ZM244 136V137H243ZM25 137L27 138V137H29V138H27L28 140H26L25 139ZM47 137H48V139L50 138V140L48 141V140H46V141H48L49 142V144L44 140V142H40V141H38V139L40 138V140L42 141V139L43 138H46L47 139ZM84 137H86V136H84ZM118 137H120V138H118ZM164 137V138H163ZM169 139H167V138ZM184 137V136H183ZM197 137V138H196ZM201 137V138H200ZM216 137V138H215ZM259 137V136H258ZM31 138H32V140H31ZM115 138V137H114ZM132 138V140H135L136 142H130V139ZM161 138V139H160ZM166 138V143L167 144H165V142H164V139ZM194 138H196V139H194ZM199 138V139H198ZM203 138V139H202ZM213 138H215L216 139V141H215V139H213ZM232 138H236L237 140H239L238 141V143L239 142H241L242 143V141H240V139L241 138H244L243 140H244V142L240 145V143L238 144L236 141L237 140H235L234 139V141H233V139ZM15 139V140H14ZM34 139H36L37 140V143L35 142V144H34ZM62 139H64V140H62ZM67 139H71V140H67ZM108 139H110L112 142H110V140H108ZM161 140V142H163V143H161L160 142V140ZM163 139V140H162ZM213 139V140H212ZM221 139V140H220ZM232 139V140H231ZM257 139H259V138H257ZM61 140V141H60ZM100 140V141H101ZM131 140V141H132ZM168 140V141H167ZM231 140V141H230ZM1 141V140H0ZM24 141V142H23ZM68 142V144L66 143V142ZM71 141V142H70ZM117 141V140H116ZM140 143H139V142ZM207 141H208V139H207ZM223 141V142H222ZM38 142H40L39 144H41L40 146L41 147H43V146H45V144L46 145H50V146H47V147H50V148H48V149H51L52 148V145H53V150L51 151L52 153H54V152H56L57 150H58V148H59V150H61L62 151V146H63V150L64 151H66L65 149L68 147V146H70V147H68L67 149H69L70 150V153L72 152L71 150H73L75 147H77V145L78 146H80L81 147V149H82V147L84 148V147H86L87 149V151L85 152L84 150H78L80 147H77V150H76V148L74 149V152H75V150H76V152H78V153H71L72 155L73 154H75L74 156H69V158H70V160L68 159V158H61V160L59 159H57V163H58V161L59 162H61V165H59V168L57 167L58 165H55L56 164V162H55V166L53 165V164H51V165H53V166H48L49 164H48V161L50 162V160H48V161H46V164H44L45 163V160H43L42 159V161H41V158L42 157H44L43 155V153L45 152V151H43L44 149V147L43 148H41L40 149V147L38 146ZM65 142V143H64ZM75 142H76V144H75ZM112 144V145H114V147L115 146H117L116 147V149L113 147V146H110L109 144L110 143ZM139 143V145H138V143ZM158 142V143H157ZM169 142V143H168ZM178 142V143H177ZM179 142H181V143H179ZM193 142H192V144H193ZM209 142V141H208ZM221 142V143H220ZM30 145H29V144ZM51 143V144H50ZM57 143V145H55ZM60 143V144H59ZM62 143V144H61ZM72 143H74V144H72ZM96 143H98V144H96ZM116 143V144H115ZM126 143V144H125ZM156 145H159L158 146V148L161 150H159L156 146L154 147V145L155 144ZM207 143V142H206ZM220 143V144H219ZM33 144L34 145H37L36 146V148H34L35 146H33ZM64 144V145H63ZM69 144H71L72 146L73 145H75V146H71V145H69ZM90 144V145H89ZM108 146H106V145ZM154 144V145H153ZM166 145V147H164L165 145ZM170 144H172V145H170ZM204 144H200V145H204ZM208 144H207V146H208ZM227 144H228V146H227ZM1 145H0V147H1ZM17 145V146H16ZM59 145V146H58ZM62 145V146H61ZM66 145V146H65ZM68 145V146H67ZM100 145H104V147L106 146V149H108V150H106V149H103L104 147H101ZM126 145H128V146H126ZM160 145H162L163 146V149H165L164 151H163V149H162V147L160 146ZM175 145V146H174ZM179 145V146H178ZM195 145H199V144H195ZM229 145H231V146H229ZM233 145V146H232ZM237 145V146H236ZM239 145V146H238ZM4 146H5V148H4ZM16 146V147H15ZM28 146V147H27ZM65 146V147H64ZM119 146V147H118ZM123 148H122V147ZM153 146V147H152ZM167 146H169L171 149H173V150H171V151H169L168 150V148H167ZM174 146V147H173ZM206 146V145H205ZM235 146V147H234ZM30 147H32V148H30ZM37 147H39L38 149L39 150H34V149H37ZM46 147V146H45ZM55 147H57V148H55ZM60 147H61V149H60ZM98 147H100V148H98ZM110 147H112L113 149H111ZM122 149H121V148ZM178 147V148H177ZM227 147V148H226ZM8 148H9V150H11L10 152H8ZM27 148V149H26ZM34 148V149H33ZM65 148V149H64ZM72 148V149H71ZM109 148H110V151H109ZM152 148H155L156 149V153L155 152H153L152 150H154L155 151V149H152ZM169 148V149H170ZM174 148H176V149H174ZM224 148V147H223ZM231 148V149H230ZM31 149L33 150V151H31ZM43 149V150H42ZM47 149V148H46ZM45 149V150H46ZM56 149V150H55ZM85 149V148H84ZM101 149H103V151H101ZM118 149V150H117ZM152 149V150H151ZM168 151H167V150ZM178 149V150H177ZM257 150V151H255V150ZM13 150V151H12ZM41 150V151H40ZM55 150V151H54ZM58 150V151H59ZM97 150H98V152H97ZM105 150V151H104ZM122 150H123V152H122ZM157 150H159V151H157ZM175 150V151H174ZM225 150V151H224ZM34 151L36 152L37 151V154L35 155L34 154ZM38 151H40V154H41V152H42V156L40 155V157H38L39 155H38ZM79 151H80V153H79ZM82 151H84L85 153H88L90 156H88V154L87 155H85L84 154V152L83 153H81ZM92 151V152H93ZM103 152V153H100V152ZM112 151V152H111ZM114 151V152H113ZM120 151H121V153H120ZM151 151V152H150ZM165 151H167V152H165ZM173 151V152H172ZM177 151H179V152H177ZM258 151H260L261 153H259ZM3 152H4V154H3ZM28 152H30V153H28ZM150 152V153H149ZM152 152H153V154H156V155H152ZM157 152H161L160 153V155L157 153ZM163 152H165V153H167V154H169L170 152H172V154L170 155L169 154V156L167 157V154H165V156H164V154L162 155V153ZM22 153H23V155H22ZM122 154L123 153V159H121V157H119V154ZM259 153V154H258ZM20 154H21V156H20ZM33 154V155H32ZM70 154V155H71ZM79 154H81L80 156H82V157H79V158H83V155H84V158L83 159H85V161H86V163H85V161H84V163H83V161H82V159H80L79 160V158H78V156H79ZM91 154L94 156V159L96 158V161H101L102 163L100 164V162L99 163H97L96 165H94V168H93V163L95 164V160L91 163L92 165L91 166H89V165H87V162H89L88 164H90V162L92 161L89 157H93V156H91ZM109 154V155H108ZM112 156H111V155ZM132 154V155H131ZM150 154L153 156H150ZM173 154H175V155H173ZM12 155V157H10ZM78 155V156H77ZM100 155V156H99ZM106 155V156H105ZM125 155H126V153H125ZM159 156L158 158H159V160L161 159L163 162H157V159L158 158H156V156ZM162 155V156H161ZM177 155V158L175 157ZM0 156V160H1V157ZM7 158H6V157ZM33 156H35L36 158L34 159L33 158ZM85 156L87 157V158H89V160L88 159H86L85 158ZM154 156H155V159H156V162L157 163H159V164H157L156 162H154V161H152L153 159H154ZM160 156H161V158H160ZM14 157V158H13ZM22 159H21V158ZM37 157H38V160H39V158H40V160L38 161L37 160ZM72 157L73 158H75V157H77V158H75V159H73L72 160ZM124 157H125V159H124ZM148 157V158H147ZM151 157V159L152 160H149V158ZM165 157V158H164ZM29 158V159H31V158H33L31 161L28 159V161H30V164L32 163V165H28L27 163H29V162H24V163H22L21 161H25V160H27V159ZM102 158H104V159H102ZM180 158H182V157H179V159L178 160H180L181 162H182V160L180 159ZM68 159V160H67ZM172 159V160H173ZM3 160V159H2ZM1 160V161H2ZM3 160V161H4ZM36 160V161H35ZM56 159L54 158V161H55ZM63 160H64V164H62L63 163ZM65 160L67 161L66 163H65ZM74 161L75 160V164H76V162H77V164H76V166H74L73 164H71L70 163V161ZM77 160H79V161H82V163H79V161H77ZM147 160H149L150 162H154L155 164H157V166H158V168H157V166H154L153 167V165H155L154 163L153 164H151L152 165V167H150V166H148L149 164H150V162L149 161H147ZM225 160V159H224ZM1 162L2 164H5L4 162H6V160L4 161V162ZM20 161V162H19ZM33 161H35L34 163H33ZM39 162V165L41 164L40 163V161L42 162V165H44L46 168L48 167V169H46L45 167H41L42 165H40V168L41 169H43V170H38L39 168H38V162ZM52 161V163H54V161H53V159L51 160ZM105 161V162H104ZM147 161V162H146ZM6 162V163H7ZM44 162V163H43ZM167 162V161H166ZM226 162V160L224 161V163ZM230 161H228V162H226V163H229ZM7 163V164H8ZM16 163V164H17ZM51 163V162H50ZM68 163L69 164H71V169H69L70 167H69V165H68ZM73 163V162H72ZM80 164V166H81V164H85L84 166H82V169H83V167L84 168H86V165H87V167H88V169L86 168V169H84L83 171H85V172H83L84 174H83V176L84 177H82L81 178V176H82V173H81V170L82 169H80V171H78V169H79V167H78V165ZM104 163V164H103ZM142 163V164H141ZM20 164V165H21ZM35 164H37V165H35ZM67 164V165H66ZM62 165H64V169L66 170H69V172H66L62 167ZM76 168V170H77V172H76V170L73 168V166ZM99 165H101V166H99ZM104 165V166H103ZM144 165H145V169H143L144 168ZM30 166H32V168H30ZM35 166V167H34ZM37 166V167H36ZM68 166V168H66ZM96 166H99V167H101L102 168V170L98 167H96ZM103 166V167H102ZM139 166V167H138ZM49 167L51 168V169H49ZM55 167H57V168H55ZM78 167V168H77ZM91 167V168H90ZM2 167H0V171H5L4 169H1ZM33 168H36L38 171H40V172H42V171H44V175H42V173H40L42 176H43V178H42V176L39 174V172L37 171V170H35V173L36 174H39V175H37V179H38V181L40 182H38L37 181V179H33V178H36L35 176H33L35 173H31L32 172V169ZM94 169L95 171H97L98 169H100L101 171H98V172H96L95 173V171H93V170H91V169ZM96 168H97V170H96ZM142 168V170H140ZM262 168V169H261ZM30 169V170H29ZM74 171H73V170ZM104 169V170H103ZM119 169H121V170H119ZM128 169V170H127ZM134 169V170H133ZM20 170V171H19ZM51 170V171H50ZM57 170L59 171V172H57ZM61 170V171H60ZM106 170V171H105ZM119 170V171H118ZM129 170H130V172H129ZM132 170H133V173H132ZM137 170V171H136ZM10 171V172H9ZM17 172L18 174H19V178L20 177H26V179L28 178L29 180H31V181H29L28 179L26 180V181H29V182H25V180H23L24 178H21L20 180H22V181H20V180H18L19 178H18V175H17V177H16V173L15 172ZM30 173H29V172ZM33 171H34V169H33ZM50 171V172H49ZM56 171V172H55ZM65 172V174L64 175H68L69 176V174H70V177H68V176H64L63 175V172ZM71 171H73V173H76V175L78 174V172H80V174H78L77 175V177L79 176L80 177V179H77L76 178V176L75 175H71V174H73V173H71ZM87 171H89V172H87ZM91 171H93V173L91 172ZM128 171V172H127ZM144 171V172H145ZM146 171V172H147ZM155 171V170H154ZM246 171V170H245ZM9 172V173H8ZM62 172V173H61ZM99 172H101V175L99 174ZM114 172V173H113ZM124 172V173H123ZM137 173V177H139V175L138 174H140V173ZM250 172V171H249ZM5 173V172H4ZM15 173V174H14ZM21 173V174H20ZM22 173H23V176H22ZM57 173H59V174H57ZM85 173H87V175H85ZM104 173V174H103ZM111 173L113 174V175H115V176H111ZM126 173H128V175H126ZM142 173V175L144 174L143 173V171L141 172ZM151 173L153 174L154 172H152L151 171ZM11 174H13L12 176H13V178L11 177ZM26 176H25V175ZM32 174V176H33V178L30 176V175ZM51 174V175H50ZM55 175V177H54V175ZM62 174V175H61ZM89 174V175H88ZM92 176H91V175ZM98 174V175H97ZM109 174V175H108ZM129 174H131L130 175V178L128 177L129 176ZM146 175H147V173H145ZM152 174H151V176H152ZM0 175V176H1ZM47 175V176H46ZM49 175V176H48ZM94 175V176H93ZM96 175V176H95ZM119 175H118V178H120L119 177ZM133 175V177H131ZM141 175V176H142ZM144 176L143 175V178H147V177H151L150 175L149 176ZM15 176V177H14ZM29 176L31 177V178H29ZM38 176H39V178H38ZM61 176H63L64 178L66 177V178H68L67 180H66V178L64 179L63 177H61V178H63V179H61L62 181H67L69 184H71L72 186L73 185H76L77 183V185H78V187H80V188H78V190L80 189V190H82L83 189V187H84V189H85V185L87 184V176L89 177V178H92L93 179V177H95V178H97V176H101V178L99 177V179L97 178V179H95L94 178V180H95V183H92V182H94L92 179L90 180V179H88V181H91V184H94V185H97V187H100V188H103V189H98L97 187H94V186H92L91 184H90V182H88L90 185H91V187L90 188H92L93 189V191L90 189V188H86V189H88V190H90L91 192H93V193H90V191H88V190H86V191H88L89 192V195L87 194V196H86V193H88V192H86L84 189L82 190V191H80V193H83V191L85 192V195H82L81 196V194H80V198H79V196L77 195L76 196V194H79V192L78 191H75V193L73 194V196H72V192L70 193V195H69V192L66 190L67 188H68V190H70V186L71 185H69L67 182H64V183H67L68 184V187H67V184H63V182H62V184H61V181H60V177ZM73 176H75V179H73L74 180V182H75V180H78L79 182L81 181V179H83V180H85V178H86V184L84 183V181L82 180V182H81V185H83V186H79V182H76V183H74L73 182V180H72V178H74ZM102 176L104 177V178H102ZM111 177H113L112 179H114V180H112L111 181V179L110 178ZM116 177V178H115ZM15 178H17L16 180H15ZM42 178V179H41ZM55 178V179H54ZM59 180H58V179ZM142 178V177H141ZM142 178V179H143ZM32 179L34 180L33 182H32ZM41 179V180H40ZM47 181H46V180ZM70 179L72 180V182H73V184L72 183H70ZM101 179H102V182H101ZM105 179H109L110 180V182L108 181V180H105ZM1 180V179H0ZM17 181L18 180V182L16 183V182H14V181ZM57 180V181H56ZM97 180L100 182V184H104V186H105V188L104 187H102L103 185H99L98 183H97ZM103 180H104V183H103ZM116 180V181H115ZM119 180V182L117 183V181ZM132 180V179H131ZM131 180H130V182H131ZM9 181V182H8ZM20 181V182H19ZM60 183H59V182ZM108 182V184L110 185V187L113 185H116V187L114 186V187H109V185L107 186V183H105V182ZM113 181H115V182H113ZM169 181H171L169 184H168V182ZM36 183V185L37 186H39V187H37L36 185H35V183ZM56 182L60 185V187L62 188L63 187V189L65 190V191H67V193H65L64 192V190H62V189H60L61 190V192H59L60 193V196H58V194L56 193V190L57 189H59V185L58 184H56ZM113 182V183H112ZM144 182H147V180L145 181L144 180ZM148 182H149V180H148ZM172 182H173V184H172ZM7 183V184H6ZM11 183H14V184H16V185H12ZM28 183H29V185H28ZM34 183V184H33ZM47 183V184H46ZM55 183V185H58V187H56L55 185L53 186L52 184H54ZM115 183V184H114ZM137 183H135V184H137ZM166 183H167V185H166ZM181 183V184H180ZM9 184V185H8ZM19 184V185H18ZM40 184V185H39ZM44 186H43V185ZM46 184V185H45ZM85 184V185H84ZM106 184V185H105ZM112 184V185H111ZM117 184H118V186H117ZM125 184V185H124ZM154 184V183H153ZM49 185H51V186H53L54 188V190L52 191V188H51V186L50 187H48ZM62 185V186H61ZM66 185V189L64 188V186ZM90 185H88L87 184V187L88 186H90ZM99 185V186H98ZM120 185H122V187H123V185L125 186V187H123L124 189V191L123 190H121L122 189V187H119ZM184 185V184H183ZM14 186H15V188H14ZM19 186H20V188H19ZM23 186L25 187V189L23 188ZM30 186V187H29ZM109 187L108 189H109V191L106 189L107 187ZM128 186H130V188L129 189H133V190H138V188H140V190L139 191H133V192H131L130 190H128V189H126ZM131 186H132V188H131ZM140 186V187H139ZM158 186V185H157ZM160 186V185H159ZM256 186V185H255ZM4 187H6V188H4ZM34 187V188H33ZM43 187V188H42ZM119 187V188H118ZM152 187V188H151ZM184 187V188H183ZM11 188V189H10ZM17 188V189H16ZM43 189L42 191H41V189ZM45 188V189H44ZM50 188H51V192L53 193H51L50 192ZM117 188V190L118 191H121V192H124V194L126 193V190L128 191L127 193H126V195H123L121 192H119L118 194H119V196H118V198L117 197H115V194H116V196L118 195L116 192H115V189ZM121 188V189H120ZM165 188V189H164ZM187 188H189V189H191L193 192H195V194L191 191V190H189V189H187ZM248 188V189H247ZM6 189V190H5ZM14 189V190H13ZM34 189V190H33ZM95 189V190H94ZM105 189V190H104ZM114 189V190H113ZM126 189V190H125ZM156 189H158V190H156ZM234 189H236L235 190V192H234ZM254 189H256L257 191H259L260 193H262V194H260V193H258L256 190H254ZM258 189H260V190H258ZM1 190H2V192H1ZM5 190V191H4ZM8 190H9V192H8ZM24 190H25V192H24ZM59 190V191H60ZM97 190H98V192H97ZM102 192V191H104V192H106V190L108 191L106 194H109V195H107V196H105V193L103 192V193H101L100 191ZM112 190V191H111ZM161 190V191H160ZM189 190V191H188ZM6 191H7V194H5L6 193ZM23 191V192H22ZM40 191V192H39ZM44 191V192H43ZM45 191H48V192H50V194L48 193V192H46L45 193ZM98 193H96V192ZM117 191V192H118ZM148 191V192H147ZM155 191V192H154ZM187 191V192H186ZM242 191V192H241ZM12 194H11V193ZM23 194H22V193ZM42 192V193H41ZM54 192H55V194L57 195V197H56V195L54 194ZM63 192V193H62ZM78 192V193H77ZM110 192H112L111 194H113V196L116 198V199H119L118 201H116V199H114V197L113 196H110L111 194H110ZM129 192H131V194L129 193ZM156 192H157V194H156ZM202 191H200V193H201ZM213 192V191H212ZM234 192V193H233ZM4 193V194H3ZM17 193V194H16ZM26 193H28V194H26ZM34 193H39V194H41L42 196H40L39 194L36 196V194L34 195ZM48 193V195L49 196H54L55 195V197L57 198H55L54 197V199H53V201L54 202H52V199H51V197H49V199L46 197V196H48V195H46ZM65 193V194H64ZM101 193V194H100ZM133 193V194H132ZM142 193H143V195H142ZM149 193H151V194H149ZM188 193V194H187ZM233 193V194H232ZM241 193H244V195L242 194L241 195ZM19 194V195H18ZM30 194V195H29ZM44 194V195H43ZM52 194V195H51ZM84 194V193H83ZM95 194V195H94ZM104 195L105 197H102L101 195ZM121 194V195H120ZM159 194V195H158ZM237 194V195H236ZM9 196V195H11V196H9V197H7V196ZM28 195V196H27ZM33 195H34V198L35 197H37V199H39L38 197H42L43 199V201L41 200L40 201V199L39 200H36V198L34 199V198H30V197H33ZM98 195V196H97ZM102 197V199L101 198H97V199H95V196L96 197H100V196ZM197 195V196H196ZM210 195H212V196H210ZM215 195V196H214ZM218 195V194H217ZM225 195H228L227 196V198H225L226 196ZM251 195V196H250ZM17 197V198H14V197ZM25 196V197H24ZM44 196H45V198H44ZM73 197L74 198V196L76 197V199H75V203H73L74 201V199L72 198V201H70L71 200V198L70 197ZM109 196H110V198H109ZM121 196V197H120ZM124 196H126L124 199H121V198H123ZM128 196V197H127ZM150 196V197H149ZM191 196V197H190ZM194 196V197H193ZM204 196V197H203ZM209 196H210V198H209ZM246 196V197H245ZM261 196V197H260ZM7 197V198H6ZM21 198V200H20V198ZM24 197V198H23ZM58 197H59V199H58ZM77 197H78V199H77ZM93 197V199L91 200V198ZM106 197H108L109 198V200H105L106 199ZM112 197H113V199H114V201H113V199H112ZM120 197V198H119ZM198 197V198H197ZM201 197V198H200ZM206 197V198H205ZM215 197V198H214ZM229 197V198H228ZM238 197L240 198V199H238ZM252 197V198H251ZM2 198V199H1ZM13 198L15 199V200H13ZM27 198H28V200H27ZM47 198V200H50L49 202H50V204H49V202L48 203H45V202H47L45 199ZM83 198V199H82ZM107 198V199H108ZM157 198V199H156ZM189 198H190V200H189ZM204 198V199H203ZM217 198V199H216ZM251 200H250V199ZM6 200V201H4V200ZM26 200L25 201V203H24V200ZM32 199V201H30ZM33 199H34V202H36L37 201V204L39 203V201L40 202H43L44 203V205L43 204H41V203H39L38 205H39V207H38V205L37 204H34V202H33ZM82 199V200H81ZM99 199H101V200H99ZM148 199V200H147ZM150 199V200H149ZM154 199V200H153ZM185 199V200H184ZM208 199H209V201H208ZM223 199H225V200H223ZM243 199H245V200H243ZM36 200V201H35ZM45 200V201H44ZM60 200V201H59ZM78 200V201H77ZM95 200H96V202H95ZM105 200V201H104ZM158 200V201H157ZM207 200V201H206ZM215 200V201H214ZM220 202H219V201ZM255 200V201H254ZM256 200H257V202H256ZM10 201V202H9ZM21 201V202H20ZM30 203H29V202ZM58 201V202H57ZM101 201V202H100ZM104 201V202H103ZM184 201V202H183ZM186 201V202H185ZM213 201V202H212ZM218 201V202H217ZM253 201V202H252ZM2 202V203H1ZM4 202V203H3ZM7 202H9V203H7ZM13 202V203H12ZM15 202V203H14ZM29 203V205L31 206H29V205H27L28 203ZM33 203V205H32V203ZM70 202V203H69ZM151 202H153V203H151ZM210 202V203H209ZM231 202V203H230ZM254 202H255V204H254ZM7 203V205H5ZM12 203V204H11ZM18 203H20V204H18ZM24 205H23V204ZM56 203V204H55ZM68 203V204H67ZM73 205H72V204ZM90 203H92V204H90ZM100 203V204H99ZM103 205H102V204ZM207 205H206V204ZM220 203V204H219ZM225 203V204H224ZM229 203H230V205L231 206H229ZM234 203H236L237 205H235ZM249 203V204H248ZM258 203V204H257ZM10 204H11V206H10ZM18 204V205H17ZM47 204L48 205H50L49 207L47 206ZM55 206H54V205ZM71 204V205H70ZM184 204V206H182ZM1 205L3 206V207H1ZM15 205V206H14ZM20 205V206H19ZM27 205V206H26ZM36 205V206H35ZM40 205H42V207L40 206ZM46 205V206H45ZM102 205V206H101ZM230 207V208H228V206ZM245 205V206H244ZM7 206V207H6ZM43 206H44V208L46 207V208H48V211H47V209H46V212H45V209L43 210V212L44 213H46V214H43L42 213V209H43ZM53 206V207H52ZM59 206V207H58ZM79 206V207H78ZM97 206V207H96ZM159 206V207H158ZM160 206H161V209H160ZM211 206V207H210ZM220 206V207H219ZM224 208H222V207ZM227 206V207H226ZM13 207V208H12ZM25 207H27V208H25ZM30 207V208H29ZM35 207V209H36V212H37V209H39L40 207L42 208H40L41 209V211H39V212H41V214L39 213V214H36V212H34V214H36L37 216H39L40 218H41V216L43 215V217L42 218H44V219H39V221L36 219L37 217H36V215H34L33 214V212L32 211H35L34 209H32V208H34ZM38 207V208H37ZM157 207V208H156ZM163 207V208H162ZM209 207H210V209H209ZM217 207V208H216ZM2 208V209H1ZM8 209V211H7V209ZM11 208V209H10ZM19 208V209H18ZM74 208H75V210H74ZM88 208V209H87ZM100 208V209H99ZM208 208V209H207ZM213 208V209H212ZM221 208V209H220ZM248 210H247V209ZM252 208V209H251ZM13 209V210H12ZM22 209L24 210V209H27L26 211H28L29 209L31 210L32 209V211H30V212H28V216L29 217H32V216H34V217H36L35 218V220L33 219L34 217H32V219H30V218H28L27 217V215H26V213H24L23 214V212H25V210L22 212ZM79 209H81V210H79ZM88 210L87 212L90 214H88L87 212H84L85 210ZM97 209H98V212H97ZM170 209V210H169ZM228 209V210H227ZM232 209V210H231ZM19 210V211H18ZM69 210H70V212H69ZM77 210H79L80 212H78L80 215H82L83 213L88 217H90V216H97L98 214H100V212L101 211H104V212H101V214L104 216V213H105V217L107 218V216H108V218L107 219H109V221H111L110 222V224H108L109 222L108 221H106L107 219L105 218V221H104V223H106L107 225H105V224H102L101 223V225H103V229H105V232H104V230L101 228L102 226H99V228H101L103 231H98V230H96V232H95V226L93 227L94 228V230H90L91 232H89L90 234H88V231H86L87 229L89 230V229H93L92 227H90V228H88L87 227V229L86 228H84V230L87 232V234L84 232V230H83V228H80V229H78L79 230V232H80V234L82 235V236H84L85 235V237L83 238L82 236V238H80V236H78V239H77V237H76V239H75V235L77 236V234L76 233H79V232H77V231H74L73 233L75 234H73L72 233V231L73 230H75V228H79L78 226H79V224H77V222L79 221V220H81L82 219V221L83 220H85V219H87V217L86 216H79L78 214V216H76V213L75 212H77ZM84 210V211H83ZM92 211L93 213H90L89 211ZM208 210H209V213H208ZM213 210V211H212ZM223 210V211H222ZM252 211V213L253 214H251V211ZM10 211V212H9ZM18 212V214L16 215V216H14L16 213L15 212ZM56 211H57V213H56ZM61 211V212H60ZM73 211H74V213H75V215H74V217L76 216L78 219H76V220H78V221H76V220H73V219H75L74 217L72 218V214H73ZM97 212V215H96V212ZM207 211V212H206ZM217 211V212H216ZM220 211V212H219ZM232 211V212H231ZM234 211V212H233ZM5 212H6V214H5ZM11 212H13V214H11V216H14L15 218L18 216V217H20V214L22 213V217L24 216V217H27L28 219H29V221H28V219H26L25 218V220H24V218H21L22 219V221L24 220V221H26V224H23L22 223V221H21V223H20V221L19 220H21V219H19L18 217L16 218V220H13V219H15V218H11V216L10 215H8V214H10ZM20 212V213H19ZM32 212V214H29V213H31ZM83 212V213H82ZM156 212V213H155ZM222 212V213H221ZM244 212V213H243ZM60 213V214H59ZM62 213V214H61ZM64 213V214H63ZM70 213V214H69ZM107 213V214H106ZM202 213V214H201ZM237 213V214H236ZM83 214V215H84ZM92 214V215H91ZM95 214V215H94ZM100 214V218H101V215ZM199 214V215H198ZM212 216H211V215ZM214 214V215H213ZM228 214H230L229 216H228ZM232 214V215H231ZM234 214L236 215L235 217H234ZM246 214V215H245ZM251 214V216H249ZM6 215H7V220H5L6 219ZM32 215V216H31ZM60 215H61V217H60ZM65 215V216H64ZM70 215V219H68L69 216ZM107 215V216H106ZM201 215V216H200ZM223 215V216H222ZM256 215V216H255ZM259 215H261V216H259ZM2 216V217H1ZM9 216H10V218H9ZM50 218H49V217ZM67 216V217H66ZM203 216V217H202ZM204 216H205V219H204ZM217 216V217H216ZM226 216V217H225ZM232 216V217H231ZM245 216H246V218H245ZM259 216V217H258ZM5 219H4V218ZM38 217V218H39ZM58 217H60V218H58ZM62 217H64V218H66V222H72V221H75L76 222V224L78 225H76V224H74L73 222V226L75 227V226H77V227H75V228H72L73 226H72V223H70L71 224V227H70V224H69V226H67L68 225V223L67 224H65L64 222V218H62ZM79 217H81L80 219H79ZM84 217V218H83ZM195 217V218H194ZM198 217H201V218H199L198 219ZM219 217V218H218ZM221 217V218H220ZM251 217V218H250ZM252 217H254V218H252ZM263 217V218H262ZM8 218L12 221V224L13 225H15V227L12 225V224H10L11 223V221H9L8 220ZM49 218V219H48ZM56 218H58V219H60L61 220V218H62V220H61V222H60V220H57L56 222L58 223H54L53 221H55V219ZM193 218L195 219V221L193 220ZM232 218V219H231ZM234 218V219H233ZM237 218V219H236ZM241 218V219H240ZM242 218H243V220H242ZM245 218V219H244ZM248 218V219H247ZM19 219V220H18ZM45 219H47V220H45ZM101 219H103L104 220V217L103 218H101ZM198 221H197V220ZM215 219H216V222H215ZM228 219H230V220H228ZM254 219V220H253ZM259 219V220H258ZM19 221V223H18V221ZM33 221L34 220V222H31V221ZM42 220V221H41ZM52 220V223H54V225H59V223L60 224H64V226L66 225L68 228H70V230L68 229V228H66V226H65V231L68 229V231H69V234H68V236L66 235L68 232H65L64 231V229L61 227H59L58 229H59V232L57 231L58 229L57 228H54V227H56V226H52V223L50 222ZM72 220V221H71ZM205 220V221H204ZM209 220V221H208ZM218 220V221H217ZM7 221V222H6ZM8 221H9V223H8ZM14 221V222H13ZM16 221V222H15ZM38 221V222H37ZM62 221H64L63 223H62ZM82 221H79V223H81ZM224 221V222H223ZM29 222V223H28ZM36 222V223H35ZM50 224H48V223ZM108 222V223H107ZM203 222V223H202ZM207 222V223H206ZM211 222V223H210ZM214 222H215V224H214ZM227 222H228V224H227ZM231 222V224H229ZM238 222V223H237ZM250 222H251V224H250ZM254 224H253V223ZM258 222V223H257ZM17 223V224H16ZM30 223H32L33 224V228H32V224L30 225ZM83 223V222H82ZM195 223V224H194ZM226 223V224H225ZM243 223V224H242ZM2 224V225H1ZM7 224V225H6ZM20 224H23V225H20ZM27 224L29 225L28 227H27ZM35 224V225H34ZM39 225V226H37V225ZM207 224V225H206ZM228 225V227L229 226H231V225H234L233 227L235 228V232L233 233V227L231 228H228L229 230L231 229L232 230V234H233V236H232V234H230L231 233V231H227L228 229H226V227L227 226H225V225ZM241 224V225H240ZM18 225V227L16 228V226ZM25 226L26 225V228H28V231H26L27 229L24 227H22V228H20V226ZM112 225H114L115 226V228L113 229V231H111L112 229H111V226ZM199 225V226H198ZM253 225V226H252ZM255 225V226H254ZM31 226V228H30V230H29V227ZM46 226V227H45ZM63 226V227H64ZM104 226H106L107 228H104ZM108 226L110 227V229L108 228ZM197 226L198 227H200V228H197ZM220 226V227H219ZM224 226V230H226V232H229L228 233V235L230 236H232L233 238H234V234H235V236L237 235V237H236V241H235V245H236V247L234 246V249L236 248V250H234V249H232L233 250V252L231 253V254H229V255H231V256H226V254L227 253H230L231 252V249L229 248L230 246L229 245H231V241H226L224 244H222V245H224V247L222 246V248L223 249H225L226 251H230V252H226V254L224 255V253L225 252H223L222 253V255H224V256H222V255H220L221 254V252L220 251H217V254H218V252H219V256L217 257L216 255V250L215 249H221V251H224V250H222V248H219L218 246H219V244H220V242L219 241H223L221 238L222 237H224L223 235H226L227 233H225V231L224 230H222L223 228H221V227H223ZM43 229H42V228ZM49 227L52 229V228H54V230L52 229V231H51V229H49ZM97 228H98V226H96ZM113 227V226H112ZM180 227V228H179ZM195 227H196V229H195ZM205 227V228H204ZM36 228V229H35ZM45 228V229H44ZM96 228V229H97ZM185 228H186V230H185ZM193 228V229H192ZM209 228V229H208ZM218 228V229H217ZM221 228V229H220ZM14 229H16V231H14ZM18 229H20V231H18L17 232V230ZM24 230V232L22 231V230ZM31 229H33V230H31ZM57 229V230H56ZM60 229H63L62 230V232L64 231L66 234H64V232H63V234H64V237H66L65 238V240H64V237H63V239H62V241L63 242H67L66 244H65V246H64V243H63V245H62V242H60L61 243V245H62V247H61V245L60 244H57V243H59V240L61 239V237H62V232L60 231ZM73 229V230H72ZM82 229V230H81ZM108 229V230H107ZM187 229L189 230V231H191V232H193V233H189V231H187ZM10 230V231H9ZM48 230H50V231H48ZM181 230V231H180ZM194 230V231H193ZM21 231H22V234L24 235L25 234V232H29L27 235H26V237L28 238V237H30V238H28V240L30 241V243L26 240V237H25V235L24 236H22V235H20L19 234V232L21 233ZM43 231V232H42ZM47 231V232H46ZM107 231V232H106ZM220 231V232H219ZM221 231H224L223 233L224 234H222V232ZM17 232V233H16ZM35 232V233H34ZM38 232H40V233H38ZM42 232V233H41ZM49 232V233H48ZM58 232V235H55L56 233ZM81 232H84L85 234H82ZM94 232V233H93ZM186 232V233H185ZM13 233V234H12ZM38 234L39 236H40V238H39V241L40 242H42L43 243V239L45 238V239H47V240H45L44 239V242L46 243H41L40 245H39V242L37 243V241H38V237L39 236H36V235H34V234ZM45 235H44V234ZM59 233H61V234H59ZM185 233V234H184ZM195 233V234H194ZM16 234V235H15ZM32 234V235H31ZM43 234V235H42ZM48 234V235H47ZM70 234H73V237H72V235L70 236ZM79 234V235H80ZM93 234V235H92ZM194 234V235H193ZM222 234V235H221ZM34 235V236H33ZM53 235V236H52ZM60 235V236H59ZM87 235V236H86ZM90 235V236H89ZM92 235V236H91ZM179 235V236H178ZM185 235V236H184ZM186 235H187V238H186ZM190 235V236H189ZM45 236V237H44ZM49 236H52V237H49ZM59 238H58V237ZM69 236H70V238H72V239H69ZM178 236V237H177ZM195 236V237H194ZM230 236V240L231 239H233L232 237ZM13 237V238H12ZM32 237H34L35 238V240L34 239H32ZM43 237V238H42ZM57 237V238H56ZM193 237V238H192ZM220 237V238H219ZM20 240H19V239ZM74 238V239H73ZM198 238V239H197ZM55 239V240H54ZM59 239V240H58ZM195 239H197V240H195ZM212 239V240H211ZM25 240V241H24ZM50 240H54V242L56 241V240H58V241H56V243L54 244V245H51V244H49V242H53V241H50ZM68 240H69V242H68ZM70 240H71V242H70ZM229 240V239H228ZM233 240H235V239H233ZM32 241H33V243L34 242H36V246L35 245H33L32 244ZM61 241V240H60ZM194 241V242H193ZM218 241V242H217ZM9 242V243H8ZM14 242V243H13ZM25 242V243H24ZM26 242H27V244H26ZM48 242V243H47ZM53 242V243H54ZM13 243V244H12ZM24 244V246H23V244ZM70 243V244H69ZM223 243V242H222ZM28 244H29V247H28ZM32 246H31V245ZM38 244V245H37ZM225 244H228V246L229 247H227V245H225ZM19 245V246H18ZM44 245V246H43ZM46 245V246H45ZM47 245H49V246H47ZM59 246L60 245V249H58L59 247H57V246ZM221 245V244H220ZM21 246V247H20ZM30 246H31V248H30ZM33 246H35L34 247V249H33ZM39 246L41 247L40 249L42 250V248H43V252H44V248L46 247H48L47 249L49 250L50 248V246H51V249L50 250H52V249H54V250H52L51 252H45V253H41V251H38L39 250ZM43 246V247H42ZM55 248H54V247ZM192 246V247H191ZM232 246V247H233ZM18 247H19V249H18ZM23 247V248H22ZM217 247V248H216ZM221 247V246H220ZM22 248V249H21ZM25 248V250L23 251V249ZM56 248L58 249V250H56ZM228 250H227V249ZM18 249V250H17ZM27 249V250H26ZM29 249H33L34 250V253L36 252V256H34V258L32 257L33 255L31 254V253H33V250H32V252H29L30 253V255H32V256H30L29 255V257H28V253H27V255H26V257L24 256V254H26V251H28ZM46 249V250H47ZM214 249V250H213ZM217 249V250H218ZM13 250H14V253H12L13 252ZM16 250V251H15ZM45 250V251H46ZM20 251H23V252H21L20 254H21V256H20V254H19V256H20V259H19V256L16 254V253H18V252H20ZM30 251V250H29ZM189 251V252H188ZM198 251V252H197ZM214 253H213V252ZM16 252V253H15ZM25 252V253H24ZM37 252H38V254H39V256L37 255ZM182 252H185V253H182ZM186 252H188V253H186ZM210 252H212L211 253V255H210ZM9 253L11 254V255H13V257L11 256V255H9ZM189 253H191L192 255H193V257L191 258V254H189ZM196 253V254H195ZM235 253V254H234ZM2 254V255H1ZM16 256H15V255ZM181 254L183 255V254H186V255H184L183 257H184V260H183V258H182V256H181ZM188 254V255H187ZM216 254V255H215ZM9 255V256H8ZM191 255V256H190ZM212 255H213V257H217V259H216V257L215 258H213L212 257ZM6 256H7V259H6ZM10 256H11V258H10ZM25 257L26 258V262H25V259L23 260V259H21V257ZM188 257V256H190V260L188 259V258H186V257ZM201 258H200V257ZM211 256V257H210ZM16 257V258H15ZM18 257V258H17ZM29 259H28V258ZM222 257V258H221ZM224 257H225V260H224ZM227 257V258H226ZM30 258H33L32 260H30ZM185 258H186V260H185ZM210 258H211V260H210ZM213 258V259H212ZM220 260H219V259ZM15 259H16V261H18V262H16L15 261ZM19 259V260H18ZM188 259V260H187ZM194 259H196V260H194ZM209 259V260H208ZM21 260V261H20ZM184 262H183V261ZM216 260V261H215ZM5 261V262H4ZM19 261H20V263H19ZM24 263H23V262ZM188 263H187V262ZM222 261V262H221ZM3 262V263H2ZM183 262V263H182ZM225 262V263H224ZM6 263V264H7ZM9 264V263H8Z\"/></svg>",
	"mask_w": 264,
	"mask_h": 264
},
{
	"label": "bare ground",
	"instance_id": "bare-ground-1",
	"mask_svg": "<svg viewBox=\"0 0 264 264\" xmlns=\"http://www.w3.org/2000/svg\"><path fill=\"white\" fill-rule=\"evenodd\" d=\"M24 1V0H23ZM36 2H37V0H35ZM34 1V2H35ZM57 1H59V0H57ZM64 1V0H63ZM67 1V0H66ZM90 1V0H89ZM98 1H100V0H98ZM112 1H114V0H112ZM116 2L117 1H119V0H115ZM114 1V2H115ZM137 1V0H136ZM135 0H121V1H119V3H118V5H117V3H116V5H113V6H115V8L113 9V7L111 6V8H107V7H109V5L108 4H106L105 2H107V3H109V4H111V1L109 2V0L107 1H105L104 2V4L107 6H103V3H102V6L103 7H106V8H103L102 7V9L104 10L103 11V14L102 15H100L101 17H98L97 19L99 20V23H98V25H96L97 23H96V21H97V19H96V21H95V26H99L100 27V29H99V27H98V29H99V31L100 32H98V35L100 34V36H99V38L97 37L98 35H96L97 34V32L94 34V33H92L93 31H94V27L95 26H93V24H91L92 26H93V30L90 32V31H88V33H89V35L87 34H85V32H84V30L83 29H85V28H83L82 30H83V34L86 36V37H84L83 36V38L80 36V38H79V36L77 35V37H78V40H73V41H70L69 43H71L72 42V46H71V44L69 45V43H68V41H67V44H65V42H64V44L67 46H65L63 43V45L62 46H65L66 47V49H68L69 47H70V49H68L69 50V52L67 53V50L65 49V51H64V53H61V54H59V53H57V51H56V53L57 54H59V55H57V57H55V58H57L56 60L54 59V55H53V59L55 60H53L55 63H56V61H58L59 63H60V65L62 64V63H64L65 61L66 62H68V63H70V64H72V66L76 69V70H78V71H80L79 70V67L77 68L76 66H80L82 63H78L79 61H80V53L79 52H77V49H79V47H81V46H84L85 47V49L86 48H90V50H91V52L93 51L92 49L95 47L96 48V46L95 45H97V43H98V40L100 39L101 41H100V46L102 47H100L99 45V47L102 49V54L104 55V57L102 58L101 56H99L98 54L100 53L99 51H100V49L97 47L96 49L97 50H99L98 52H96L97 50L96 49H94V51L96 52V53H98V54H96V56L98 55V58H100L99 60H101L102 62H100V61H96L95 59V62H98V63H103L102 65L104 66H102L103 67V69L100 67H97L96 69L95 68H93V65H94V67H95V65L96 64H92V63H90V62H93L94 60H93V58H97L96 56H95V54L93 53L92 55L93 56H95V57H91V55H90V58L93 60H91V61H89L90 60V58H89V53L87 52V54H88V56L86 55V57L89 59L88 61L89 62H87L86 60H87V58H85L84 56H83V60L88 64V63H90V64H92V69L91 68H89V71H90V69H91V73H89V71H88V73L86 72V70H85V72L88 74V76L90 77L91 75L90 74H92V76L93 75H95L94 73H97V70H98V68L100 69V71H101V69L102 70H104V73L106 74L105 75V77L107 76V74H108V76L109 75H111L110 77H111V79H112V75H114L115 77H114V79L116 80V77L118 78V81H117V84L114 86V87H111V85L112 84H114V83H112L111 85L109 84H107L108 85V87H107V85H106V87L105 86H103V85H101L99 88H94V86H96V84H95V82L96 81H99V80H101V79H98V80H96V81H94L93 80V82H92V84H95L94 86H90V84L88 85V81H87V83H85L84 81V83L82 82V77H81V74H83L82 76H85L86 75V73H84V71L82 72V71H80L79 72V74H78V72L76 71H74V68H73V71L75 72V74H73V72H72V70H70V71H68L67 70V68L68 67H66V66H69V64L67 65V63L65 64V67H66V71H68V72H70L68 75H69V78H70V76L71 77H73V76H75L76 75V73L78 74V75H76V76H78L81 80V82H79V81H76V80H74L75 82H76V85H73V86H76V87H71L72 85L70 84L71 83V81L70 82H68L70 79L68 78V75H67V77H65V79L66 78H68L69 80L67 81V79L65 80V81H63L64 79L63 78H61L62 77V74H61V72H59V70H58V68H56V66H54V67H50L51 69H57V76H56V74H55V76L54 77H52V74H51V71L53 72V70H51L50 69V71H48V73H47V68H48V70H49V67H47L46 68V73L43 71V69H42V72L41 71H38L37 70V72H36V74L37 75H39L38 73L40 72L41 74H40V76H32V75H34V74H32L31 73V75L30 76H32V77H34L33 79H35V78H38V80L40 81V83L38 84V82H36L35 80V82H36V85L38 84V86L39 87H41V89L39 90V93H40V91H42V92H44L45 91V89H47L48 90V88H45L46 87V84L47 83H49L50 84V82L48 81V79L49 78H57L58 76H59V74H61L60 75V77L59 78H57V80H60V78L62 79L61 81L63 82V87H64V85H66V86H70L71 88H73L74 89V92L76 93H78V92H80V94L82 95H80V97H78L79 99L77 100L76 99V97H74L75 95H77V93L74 95L73 94V96L71 97V96H69V97H71V98H74L73 100H72V103L70 104L71 105V107H69V110H71V111H69V110H66V112L62 109V112H56L58 109H59V107H60V103H61V101H60V97H58V98H56V96H55V98L54 99H58V100H56L57 101V105L59 106V107H57L56 106V104H55V108H57V109H55V108H51L50 110L51 111H54V112H56L55 114L57 115V121H59L58 120V117H60L61 115H62V113L63 112H65V113H63L64 115L66 114V113H71V114H69V121H68V119H67V117L64 119V117L67 115H62V120L64 121H66V119H67V121H68V124H67V121L65 122L66 123V132H67V136L65 135L64 137H63V135L62 136H60V138L62 137V138H67L68 136L70 137V138H72V140L73 139H77L78 137H80V139H81V137H82V139L81 140H79V142L80 141H82V140H84V141H87V143L89 142V143H91V141L93 142V140L95 139V137L97 138V135L99 136V134H95V131H94V133L93 132H91L92 130H90V129H88V128H86L87 126L89 127V126H91L92 125V128H95V125H94V127H93V124H94V121H96L95 120V118L96 117H93V119H92V123H90L91 125H88V123L85 125V127L83 126V127H81L80 125H83L82 123L83 122H80V119L83 117L84 118V116L83 115H85L86 113H88V112H91V111H93V109H92V107H95L94 106V104H96V102L98 101V102H101L100 100L101 99H103V98H106L107 96H108V98L106 99L108 102L109 101H111V102H109L110 104L113 102H115L114 104H116L117 103V107L118 106H121V107H123V109H124V105L126 106V105H131L132 104V106L134 105L133 103H132V100H133V98H134V101H136V97H138L139 95H144L145 94V96H139L140 98L139 99H137L138 101L139 100H141V98L143 99V100H146V99H151V97H155L156 98V96H157V98H158V102L159 103H162L161 101H166V100H168L167 98H169L170 97V95H168L169 97H167V95H166V97L164 98L162 95V92L164 91V92H166L167 90L166 89H168L169 90V88H171V94L172 95H174L173 97H171V102H168V103H170V104H168L167 102H164L165 103V105L163 106V104H161V106L163 107V108H167V109H169L170 108V110H166V108H165V111H164V109L163 108H161V106H158L157 104H159V103H157L156 105H153V106H158V107H160L161 109H163V110H160V108H159V110L156 108V107H151V111H154L155 112V114H153L150 110V113H152V114H150L149 112H147V110H144V108H141V107H143V105L141 104V102H139L140 104H138L139 105V107L141 108V109H143L144 110V112H141L142 110L140 109L139 111L142 113V116L140 117V118H142L143 117V115L145 116V118L147 117L146 116V113H148L149 114V116H151L150 117V120L148 119V117H147V119L149 120V122H148V120L146 119V120H143L144 121V123H149V124H151V125H149L150 127H149V129H151V126L152 127H156L157 128V130H159L160 128L159 127H162V126H164V125H168L169 124V122L171 123V121H172V119L176 116V115H178V114H176V112H177V110H176V112H173L172 113V110L171 109H174L175 108V106L177 107V105L179 106V109H180V107H182V109L181 110H183V112H184V109H190V108H192V107H194L195 106V102H196V100H198V99H202V97H201V92H203V87L204 86H206L204 83H206V80H208V76L210 77V76H212L213 74L215 75L216 73H220V79L222 78L221 77V75H222V73L225 75V76H223V77H225V82H224V80H223V84L226 86V84H227V87H225V89H226V94H231L230 95V99L229 100H226V98H228V97H226L225 99L223 98V96L220 98V99H217V102L215 103V104H210L209 102H205V101H201L199 104H201L200 106H199V109H197L198 111V115H197V117H194V118H196V121H195V119H194V122H196V123H193V124H195V127H191V128H194V130L193 129H191L190 127V130L194 133V132H196V136H198L199 137V135L201 134V137L203 136L202 134H205L204 136H203V138L205 137V138H207L208 139V141H207V139H206V141L205 140H203L204 142H205V144L201 141V143L202 144H204V145H200L201 143H197V141H196V143H194L193 141V144H192V142H191V140L189 139V138H191V136H194V135H191L190 137L188 136L189 134H191V132H189V128H188V131L185 129V133H183V134H181V136H182V138H183V140H181V142H182V148H180V152L179 151H177V152H179V153H181V150H182V156H179L178 155V159H179V157H182V158H180L181 160H182V162L180 161V160H174L173 159V157H172V152H170L169 154L171 155L170 157V159L171 160H167V159H169V158H167L166 160L165 159H162L161 158V156L164 154V156H165V154H167L168 152V150L169 151H171V150H173V149H171L169 146H167V148H168V150L167 151H165V152H167V153H165V152H163L162 153V155L160 156V158L162 159V160H164V164H162V166L159 164V163H157V162H163L161 159L159 160V156L157 155L156 156V158H158L157 159V162H156V159H155V156H154V159L152 160L151 159V157L149 158V160H152V161H154V162H156L157 164H159L161 167H159V169H157L156 170V168L155 169H153V170H151V168H149L148 167V169H150L149 171H150V174L148 173V171H147V167H146V171L145 170H142V168L140 169V170H142L143 171V175L145 176L146 174L145 173H147V175L146 176H151V171L152 172H154L153 174H152V176L151 177H147V178H143V175H142V171L141 172H139V171H137V172H135L134 171V176H136V179L133 177V175L131 176V177H133V178H131V179H128L127 178V176L126 177H123L124 175H125V173H124V175L121 173H119L120 175H123V176H121L120 177V175L117 173V179H120V183L119 184H121V182L122 183H125V184H127V181L129 180V183L128 184H130V183H132V181H134V180H137V181H134L133 183H134V186H133V189L135 188V186L136 187H138V183L137 182H139V183H141L142 185H141V187L143 186V188H141L140 186V188H141V190L142 191H144V193H145V190H147V188H149L148 190L150 191V190H152V189H150V186L152 185H155V183L156 182H161V183H163V184H165L164 182H166V181H168V180H173V181H176V180H179V181H177L178 183L181 181L180 179H182V186H184L185 187V185L187 186V187H190L191 189L193 188L194 190H196V191H199V194H201V195H203L205 192H206V195L209 193V194H215L216 193V196L218 197L219 195V197H224V196H221V195H224V194H227L228 193V195H229V197H233V195L235 194L234 192H235V190L236 189H234V194L231 196L230 194L231 193H229L230 192V190H231V192H232V189H233V187H235V188H237L238 186V188H241V187H244L243 189V191L244 192H246V191H248V190H246L245 191V187H252V188H254V187H257L258 185L260 186L261 185V187H258V188H261V190L263 189L262 188V186L264 187V169H262V170H249V169H244V168H242V167H240V166H238V165H236V163H234V161H233V163H232V161H231V159H229V157L227 158L226 157V153H228V152H223L222 151V149H225V146H226V143L227 142H229L228 141V138H227V136L226 137H223V139H222V135L220 134V136L218 135V137H220L222 140H224V138H227V142H223L222 144H224L225 146H221L222 147V149L220 150L219 148H221V147H219L218 148V145H217V147L216 146H214L215 144H218V142L216 143L215 142V144H213V145H211L212 143H214V141H212V143H211V141L209 140V139H211L212 138V136L214 135H216V134H211L212 136L209 138V136H207L206 137V134L207 133H209L210 134V132H212V133H214V131H213V129L214 128H216V126L214 127V125L216 124V123H221V125L223 124V128H222V126L220 125V130L221 131H217L218 130V128H216V131H217V134H218V132H222L223 133V135L226 133V135H230L229 134V132L230 131H228L230 128V130H236L237 131V135L239 134V138H240V134L241 135H246V133H247V135H248V133H250L252 130H258V133L259 134H257L258 136H256L257 138H259V139H257L256 138V140H258L257 141V144L255 145V148L256 149H258V150H261V152H263L264 151V122H262V124H260L259 126H258V122L260 121V120H258L260 117L258 116L257 117V115L258 114H260L259 113V111H260V109H259V106H260V104H261V102H264V0H203V3H206L205 5L203 4L202 6H201V4H199V3H196V4H198V5H200L199 7L201 8V10L198 12V13H196L197 15L194 17V15L191 17V15L192 14H194V12L192 13V8H193V6H191L190 5V3L188 2L189 0H185L184 2H183V0H181L182 2H183V4L185 3V5L187 6V8L186 9H184V8H182L181 6L183 5H177V3H175L178 7H181V9H184V10H188L189 9V7L191 6V10L189 9V11H191V13L189 12V13H187V11H185L184 12V10H183V12H182V10H181V12H179L180 13V15H178L179 13H177L178 12V7H177V12H175L174 10H175V8L174 7H172V6H175V5H169V4H167V5H169V6H171L172 8H174V10H172V9H170L169 8V10L168 11H170L171 10V12H170V14L168 13V11H166V9H165V12H167L168 13V15H170L169 16V19H170V17L171 16H173L171 13L173 12H175V13H177V16H179V17H175V18H178V20H173V19H175V18H173L176 14H174V16L173 17H171V19L173 20V22H171L172 20L170 19H168L167 17V15L165 16V14H163L164 16H162V18L163 17H166V19H168L167 21H170L171 23H173V24H176V22H179V19H180V21L183 19V18H185V17H183L184 15L183 14H186V15H188V14H191L190 15V17L193 19V20H189V19H191V18H189V15H188V18H187V20L185 21L184 20V22H185V25H181L180 26V28H182V27H184V28H182L181 30H179V29H177V28H175V29H177V31L178 32H173L174 31V29L171 27V26H175V25H172L171 23H169V25L171 24V26H169V27H171L170 29H171V31L173 32V33H179V32H181L182 31V36H181V34L179 33L178 35L179 36H181L182 37V40H180L181 42L180 43H177V45L178 44H180V45H178L179 46V48H177L178 46L176 45V43H175V45L177 46V47H175V48H173V49H176L175 50V54L174 55H170V56H168V54H167V52H170V50L172 49L171 48V46H173L172 45V43L174 44V42L171 40V41H169V40H167V41H164L162 38V36H163V33H162V36H160L159 34H158V36H160L161 37V39L163 40H161V42L160 43H162V42H166V44L165 45H167V42L168 43H170L171 44V46H168V45H170V44H168L167 46L168 47H170L169 49L170 50H168V49H165V45H164V43H162V45L161 46H163V48L161 47L160 48V45L156 48V45L158 44L157 42H159V41H157V39L158 38H160V37H155L154 36V38H156V39H154V42H151V41H153L152 40V38H151V34H150V29L147 27V29H148V33L150 34V38H146L145 37V35L147 36V34H146V29H145V27H143L144 26V21L142 22V20H145L144 19V17H143V19L141 20V16L143 15V16H145L146 17V15H145V13H140L141 12V10H139V9H141L142 7L141 6H143V7H145V5H141L140 6V4H138L141 8H139L138 9V6H136V4L138 3V1H137V3H135L136 2ZM140 1H144V0H140ZM155 1V0H154ZM157 1V2H156ZM155 1V3L157 4L158 2H162L163 3V1L164 0H156ZM165 1H167V3H168V0H165ZM174 2H175V0H173ZM178 1V3H180L181 1H179V0H177ZM197 2H201L202 3V1H198V0H196ZM29 2H31V1H29ZM35 2V3H36ZM39 2H42V1H39ZM147 2V1H146ZM148 2L149 3H151V0L149 1L148 0ZM152 2H153V0H152ZM169 2H171V0L169 1ZM181 2V3H182ZM186 2H187V4H186ZM191 2V1H190ZM193 2H194V0H193ZM193 2H191V4H194V5H196L195 4V2L193 3ZM32 3V2H31ZM44 3V2H43ZM55 3V2H54ZM53 3V4H54ZM64 3V2H63ZM66 3V2H65ZM72 4H73V2H71ZM80 3V2H79ZM143 3V2H142ZM154 3V2H153ZM164 3H166V2H164ZM189 3V4H188ZM34 4V3H33ZM32 4V5H33ZM42 4V3H41ZM81 4V3H80ZM84 4V3H83ZM112 4H114V3H112ZM111 4V5H112ZM147 4V3H146ZM152 4V3H151ZM161 4V3H160ZM158 5V7H154V8H152V9H150V10H148V11H146V9H148V8H143L142 9V12L144 11V9H145V11L146 12H148V14H150V11L152 10L153 11V9H155V11L154 12H157L156 13V15L154 16V12H152L151 11V13L153 14V16L154 17H156V18H158V16L160 15L161 16V13H163V11L164 10H162V9H160L161 7H163L164 5V8L167 6L166 4H162V5ZM171 4H172V2H171ZM174 4V3H173ZM36 5V4H35ZM51 5V4H50ZM65 5H69L68 3L67 4H65ZM64 5V6H65ZM89 5V4H88ZM87 5V6H88ZM91 5V4H90ZM100 5H101V2H100ZM148 5H150V4H148ZM147 5V6H148ZM185 5H183V7L185 6ZM190 5V6H189ZM38 6V5H37ZM97 6H99V5H97ZM96 6V7H97ZM137 7V9H136V7ZM146 6V7H147ZM154 6V5H153ZM160 6V7H159ZM169 6H167V7H169ZM204 6H205V8H204ZM32 7V6H31ZM43 7V6H42ZM69 7V6H68ZM91 7V6H90ZM148 7H150V6H148ZM152 7V6H151ZM150 7V8H151ZM166 7V8H167ZM197 5H196V10H197ZM34 8H36V7H34ZM49 8V7H48ZM58 8V10H59V7H57ZM74 8V7H73ZM72 8V9H73ZM92 8V7H91ZM157 8H158V10L160 9V12L158 13V10H157ZM195 8H193V9H195ZM203 8V9H202ZM42 9V8H41ZM64 9V8H63ZM69 9H71V8H69ZM77 9V8H76ZM85 9H86V7H85ZM94 9V8H93ZM37 10V9H36ZM89 10H91V9H89ZM97 10V9H96ZM135 10H136V14H141L140 15V22L138 21V18L135 16ZM140 11L139 13H138V11ZM157 10V11H156ZM198 10H199V8H198ZM38 11V10H37ZM55 11H57V10H55ZM65 11V10H64ZM81 11V10H80ZM100 11H101V9H100ZM99 11V12H100ZM33 12H35V11H33ZM50 12V11H49ZM48 12V13H49ZM58 12V11H57ZM89 12V11H88ZM95 12V11H94ZM37 13V12H36ZM36 13H30L29 14V16H28V18L31 20H29L30 22H33V25H35V26H37L39 23H40V21H43V19H45V18H43L42 20H40V18H39V14H36ZM46 13V12H45ZM52 13H53V11H52ZM66 13V12H65ZM76 13H77V11H76ZM181 13H183L182 15V17H180L181 16ZM56 14V13H55ZM90 14V13H89ZM98 14H101V13H98ZM157 14H159V15H157ZM21 15V14H20ZM25 15V14H24ZM28 15V14H27ZM39 15V16H38ZM60 15V14H59ZM81 15V14H80ZM84 15V14H83ZM95 15V14H94ZM41 16H42V14H41ZM44 16V15H43ZM42 16V17H43ZM49 16V15H48ZM52 16V14L50 15V17ZM54 16V15H53ZM56 16V15H55ZM62 16V15H61ZM65 16V15H64ZM70 16V15H69ZM78 16V15H77ZM87 16V15H86ZM89 16V15H88ZM99 16V15H98ZM134 16H135V18L137 19H135L137 22H139V23H137V22H133V19H134ZM139 16V15H138ZM149 16V18L148 17H146V19L147 20H149V19H151V14L150 15H148ZM25 17H27L26 15H25ZM47 17V16H46ZM49 17V18H50ZM63 17V16H62ZM74 17V16H73ZM78 17H80V16H78ZM83 17V16H82ZM20 18H24V17H20ZM53 18V17H52ZM96 18V17H95ZM156 18H153V19H155L156 20ZM160 18V17H159ZM182 18V19H181ZM60 19V18H59ZM152 19V20H153ZM161 19V18H160ZM17 20V19H16ZM24 20H26L25 18H24ZM54 20V19H53ZM58 20V19H57ZM88 20H89V18H88ZM95 19H93V21H94ZM134 20V21H135ZM147 20H145V21H147ZM163 20H165V19H163ZM162 20V21H163ZM61 21V20H60ZM75 21H77V20H75ZM159 21V19L158 20H156V24H157V22ZM4 22H6V20L4 21ZM3 22V23H4ZM8 22V21H7ZM11 22V21H10ZM9 22V23H10ZM12 22H13V20H12ZM11 22V24H12V26L10 25V27L12 28L13 27V24L14 23H12ZM23 22V21H22ZM26 22H28V21H26ZM29 22V23H30ZM46 23L47 22V20L45 19V21H43V23ZM52 22V21H51ZM82 22V21H81ZM142 22V23H141ZM148 22H150V21H148ZM153 22H155V21H153ZM153 22H151V23H153ZM160 22V21H159ZM164 22V21H163ZM162 22V23H163ZM184 22L182 21V23L184 24ZM188 24H187V23ZM9 23H8V25H9ZM15 23H16V21H15ZM60 23V22H59ZM83 23V22H82ZM89 23H91V22H89ZM134 23H136V24H138V26L140 25V23L141 24H143V25H140L141 26V30H139V31H142V32H139V33H142V35H144V39H150L149 41L147 40L145 43H148V42H151V43H148V44H146V45H144V46H147L148 48L147 49H149V56L151 57L152 55H153V53H152V51L153 50H155V49H151L152 47H154V48H156V52L158 51V50H160L159 52H161V50H163L164 49V51H167L166 52V54H167V56H164L163 55V57L161 56V54L163 53H165V52H161V53H159L158 54V52L157 53H155V54H158V55H160L161 56V58H159V57H157V58H159V60H161L162 58V60L158 63L157 61V65H156V63L154 62V66L155 67H153L152 68V66L150 67L151 69L149 70L148 68V72H145L146 73V75H144L145 73L143 72V70H139L142 74H137L136 72H137V70L135 69V68H137V67H135V61H134V59L132 60V58H133V55H135L136 57H138L137 59H140L139 57L140 56H137V53H138V55H140V53L139 52H141V55H142V57H143V49L145 48V47H143L142 45L144 44V43H142V41L140 42V45H141V47H142V50L140 51V49H139V45L137 44V46H136V48L138 47V52H134L133 50H135V49H133V48H135L134 46L136 45L135 44V40L137 41V40H140L141 38H143L142 37V35L140 36L141 38H137V36L138 35H136V38L137 39H135V34H137L136 32H135V34H134V31H136L135 30V27H137V26H135L134 27ZM150 23V24H151ZM161 23V22H160ZM167 23V22H166ZM4 24H6V23H4ZM25 24V23H24ZM41 24H42V22H41ZM53 24H55V23H53ZM66 24V23H65ZM78 24V23H77ZM178 24L179 23H177V26H178ZM181 24V23H180ZM187 24V25H186ZM7 25V24H6ZM7 25V26H8ZM14 25H16V24H14ZM18 25V24H17ZM27 25V24H26ZM51 25V24H50ZM63 25H64V23H63ZM83 25V24H82ZM146 25V24H145ZM147 25H149L148 23H147ZM146 25V26H147ZM158 25V24H157ZM167 25V24H166ZM165 25V22H164V25L162 24L161 25V27L163 26H166ZM35 26H34V28H35ZM49 26V25H48ZM70 26H72V25H70ZM92 26H89V28L91 27L92 28ZM168 26H166L165 28H167ZM176 26V27H177ZM22 27V26H21ZM31 27V26H30ZM39 27V26H38ZM43 27V26H42ZM46 27V26H45ZM59 27V26H58ZM88 27V26H87ZM96 27V28H97ZM142 27L146 30V31H144L143 32V30H142ZM150 27V26H149ZM151 27H152V24H151ZM153 27L154 28H152V29H157V28H155L156 26H155V23H154V25H153ZM157 27H160L159 25L157 26ZM162 27V28H163ZM179 27V26H178ZM15 28V27H14ZM27 28V27H26ZM65 28V27H64ZM63 28V29H64ZM88 28V29H89ZM95 28V29H96ZM140 28V27H139ZM162 28H158L157 29V31L158 30H160L161 29V32L163 31L162 30ZM6 29V28H5ZM5 29H4V31H5ZM9 29V28H8ZM58 29V28H57ZM68 29H70V28H68ZM67 29V30H68ZM79 29V28H78ZM151 29V30H152ZM169 29V28H168ZM167 29V30H168ZM173 29V30H172ZM36 30V29H35ZM55 30V29H54ZM72 30V29H71ZM81 30V29H80ZM81 30V31H82ZM97 30V29H96ZM95 30V31H96ZM166 30V29H165ZM11 31H12V29H11ZM61 31V30H60ZM138 31V30H137ZM170 31V32H171ZM9 32H10V30H9ZM32 32V31H31ZM34 32V31H33ZM43 32V31H42ZM59 32V31H58ZM62 32V31H61ZM154 32H155V30H154ZM167 32V31H166ZM165 32V33H166ZM4 33V32H3ZM3 33H1V34H3ZM6 33V32H5ZM4 33V34H5ZM19 33V32H18ZM41 33V32H40ZM65 33V32H64ZM72 33V32H71ZM70 33V34H71ZM91 33V34H90ZM138 33V34H139ZM144 33V34H143ZM155 33H157V32H155ZM165 33H164V35H165ZM169 33V32H168ZM167 33V34H168ZM172 33V34H173ZM3 34V35H4ZM35 34H36V32H35ZM37 34H38V32H37ZM79 34V33H78ZM81 34V33H80ZM152 34L153 35H156V34H154L153 33V30H152ZM161 34V33H160ZM169 34H171V33H169ZM2 35V36H3ZM67 35H69V34H67ZM73 35H75V33L73 34ZM72 35V36H73ZM152 35V36H153ZM176 34H174V36H175ZM20 36V35H19ZM48 36V35H47ZM55 36V35H54ZM62 37H63V35H61ZM138 36V37H139ZM174 36H172L173 37V39L175 38ZM179 36H176V38L177 37H179ZM11 37V36H10ZM42 37V36H41ZM52 37V36H51ZM56 37V36H55ZM61 37V38H62ZM74 38L73 39H75V36H73ZM1 38V37H0ZM3 38V37H2ZM40 38V37H39ZM44 38V37H43ZM46 38V37H45ZM49 38V37H48ZM59 38V37H58ZM71 38V37H70ZM175 38V39H176ZM60 39V38H59ZM66 39V38H65ZM77 39V38H76ZM144 39H141V40H144ZM180 39V38H179ZM62 40V39H61ZM71 40H72V38H71ZM155 40H156V42H155ZM159 40V39H158ZM178 40V39H177ZM10 41V40H9ZM62 41H64V40H62ZM176 41V40H175ZM57 42V41H56ZM60 42V41H59ZM172 42V43H171ZM179 42V41H178ZM8 43V42H7ZM55 43V42H54ZM142 43V44H141ZM152 43H154V45L155 46H152L151 45V48H150V44H152ZM1 44V43H0ZM6 44V43H5ZM56 45V44H55ZM60 45V44H59ZM57 46V45H56ZM64 47V48H65ZM63 48V49H64ZM82 49H83V47H81ZM80 48V49H81ZM158 48H160V49H158ZM4 49V48H3ZM80 50V52H82L83 50ZM147 49H144V52L147 54ZM151 49V50H150ZM158 49V50H157ZM173 49H172V51H173ZM57 50H59L58 52H63V50H61V49H57ZM61 50V51H60ZM89 50V49H88ZM87 49H86V51H88ZM90 50H89V52H90ZM124 50H126V51H124ZM256 50L258 51L257 53H255L256 52ZM122 51H124L123 53H124V55L127 53L128 55H132V53H135V54H133L132 55V58H130L132 61H134L131 65H128L126 62H130V59H129V61L127 60L125 63L123 62V61H121L120 63L122 64V62H123V64L122 65H119L120 63H118V62H115V60L117 59V61H119V59H118V57L120 56V54L122 53ZM84 52V51H83ZM90 52V53H91ZM126 52V53H125ZM80 55H79V54ZM85 54H86V52H84ZM100 53V55H102ZM129 53H131V54H129ZM150 53L152 54V55H150ZM170 53H173V52H170ZM50 54V53H49ZM127 54L125 55V57H126V59L129 57V56H127ZM153 55L154 57H156V55ZM122 55V54H121ZM123 55V56H124ZM145 55V54H144ZM157 55V56H158ZM2 56V55H1ZM118 56V57H117ZM148 56V57H149ZM122 57V56H121ZM120 57V58H121ZM136 57H134V58H136ZM51 58V59H52ZM81 58H82V56H81ZM105 58V59H104ZM124 58V57H123ZM147 58V57H146ZM153 58V57H152ZM152 58H150L149 59V61L151 60L152 61ZM86 59V60H85ZM102 59H104L105 60V63H104V61L102 60ZM125 59V58H124ZM125 59V60H126ZM145 59V58H144ZM148 59V58H147ZM249 59H252L251 61H253L254 62V64L253 65H255L254 67H249V65H248V67H247V64L244 66V64L246 63V60L248 61ZM136 60V59H135ZM142 60H143V58H142ZM142 60H139L140 62L142 61ZM84 61H82V62H84ZM139 61L138 60H136V64L138 65V63H139ZM144 61V60H143ZM143 61H142V63H143ZM151 61H150V63H151ZM154 61V60H153ZM50 62H52V61H50ZM53 62V63H54ZM57 62V64L59 65V63ZM115 62V63H114ZM245 62V63H244ZM249 62V61H248ZM46 63V62H45ZM44 63V64H45ZM52 63V64H53ZM77 63V64H76ZM94 63V62H93ZM116 63H118V66H117V68H116ZM146 63V62H145ZM243 63V64H242ZM39 64V63H38ZM57 64H55V65H57ZM76 64V65H75ZM86 64V65H87ZM116 64V65H115ZM1 65V64H0ZM37 65V64H36ZM35 65V66H36ZM43 65V64H42ZM83 65L85 66V64L83 63ZM140 65H141V63H140ZM147 65H150V64H148V62H147ZM152 65V64H151ZM47 66H48V64H47ZM50 66H53V65H50ZM61 66H64V64L63 65H61ZM60 66V67H61ZM71 66V65H70ZM69 66V67H70ZM82 66V65H81ZM83 66V68L84 69H88V65L87 66H85V67H87V68H85ZM96 66H98V65H96ZM123 68V66L125 67V66H127V68L128 69H131L132 70V72H130L129 70L128 71H126V69L127 68H123V69H121V67ZM135 67L134 69L136 70V72L134 71V69H133V67ZM44 67V66H43ZM46 67V66H45ZM64 67V68H65ZM89 67H91V65H89ZM107 67V68H106ZM131 67V68H130ZM140 67V66H139ZM142 67V66H141ZM140 67V68H141ZM38 68V67H37ZM62 68V67H61ZM64 68H63V70H64ZM72 67H70V69H71ZM83 68H81V70H83ZM35 69V68H34ZM93 69H95L96 71L95 72H93L94 70ZM154 69V70H153ZM5 70V69H4ZM13 70V69H12ZM39 70H41V68L39 69ZM62 70V69H61ZM60 70V71H61ZM62 70V71H63ZM122 70H125V71H122ZM151 70H153L152 71V73L150 74V72H151ZM3 71V70H2ZM19 71V70H18ZM65 71V70H64ZM66 71L64 72V73H66ZM99 71V70H98ZM99 71V72H100ZM134 71V72H133ZM138 71V72H139ZM4 72V71H3ZM93 72V73H92ZM98 72V73H99ZM107 72V73H106ZM139 72V73H140ZM6 73V72H5ZM21 73V72H20ZM27 73V72H26ZM25 73V74H26ZM28 73H30V72H28ZM101 73H103V71L102 72H100V74ZM10 74H13L12 72L10 73ZM35 74V75H36ZM50 75V77L48 78V75ZM53 74H54V72H53ZM73 76H72V75ZM85 74V75H84ZM149 74V75H148ZM1 75V74H0ZM7 75H9L8 73H7ZM65 75V74H64ZM64 75H63V77H64ZM103 74H101V76H102ZM2 76V75H1ZM20 76H21V74H20ZM29 76V75H28ZM29 76V77H30ZM66 76V75H65ZM96 76H97V74H96ZM106 77L107 78V80H108V78L109 77ZM215 76H217V75H215ZM215 76H212V77H215ZM10 79L9 80H7V82L4 84H1L2 85V87H0V93H10V92H13L12 90H9V89H13L14 87L16 88V86H19L18 84H21L20 82H21V80L23 81L24 80V82H26V85H27V87H28V90H30L29 88L31 87V86H33V85H31V86H29L28 85V83H27V81L25 80V79H19L18 78V76H17V73H16V76H13V75H10ZM27 77V76H26ZM25 77V78H26ZM31 77V78H32ZM89 77H87L86 76V80H87V78H88V80H89ZM98 77H100L99 75L97 76V77H95L96 79L98 78ZM104 77V76H103ZM103 77H100V78H103ZM2 78V77H1ZM8 78H9V76H8ZM24 78V77H23ZM30 78V79H31ZM76 79L77 77H73L71 80H72V84L74 83L73 82V79ZM85 78V77H84ZM91 78V77H90ZM95 78H93V79H95ZM140 78H142L143 79V81H141L140 82ZM211 78V77H210ZM27 79V78H26ZM29 79V78H28ZM29 79V80H30ZM104 79V78H103ZM102 79V81H105V82H107V80L105 79V80H103ZM113 79V80H114ZM214 79V78H213ZM216 79V78H215ZM6 80V79H5ZM32 80V79H31ZM37 80V79H36ZM37 80V81H38ZM56 80V79H55ZM55 80H54V83H53V86L56 84L55 83ZM79 80V79H78ZM139 80V81H138ZM218 80H219V78H218ZM2 81V80H1ZM48 81V82H47ZM53 81V80H52ZM51 81V82H52ZM61 81H59V83L58 84H60L61 83ZM67 81V82H66ZM90 81H92V79L91 80H89V82ZM110 81V80H109ZM108 81V82H109ZM220 81V80H219ZM219 81H216L215 80V82H219ZM29 82V84H30V82H33V81H28ZM58 82V81H57ZM64 82H66L65 84H64ZM81 83V84H78V83ZM111 82V81H110ZM114 82V81H113ZM116 82V81H115ZM91 83V82H90ZM97 83V82H96ZM99 83V82H98ZM101 84L103 83V82H100ZM222 83H219V84H221V85H223ZM226 83V84H225ZM25 83H23V85H24ZM32 84V83H31ZM33 84H34V82H33ZM70 84V85H69ZM75 84V83H74ZM104 84V83H103ZM204 84V85H203ZM216 83H214V85H215ZM4 85V86H3ZM51 85V87L53 88V86H52V84H50ZM50 85H49V87H50ZM57 85V84H56ZM56 85H55V87H56ZM61 85V84H60ZM59 85V86H60ZM100 85V84H99ZM22 86V85H21ZM25 86V85H24ZM58 86V85H57ZM66 86H65V89L64 88H60V87H58V88H60V89H64L65 91L66 90H68V91H70L69 93H70V95H72V93H73V91H71V90H69L70 89V87H69V89H66ZM215 86H217L216 88H217V90L219 91V86H218V84L217 85H215ZM214 86V87H215ZM23 87V86H22ZM27 87H26V90H27ZM37 87V86H36ZM35 87V88H36ZM47 87H48V84H47ZM54 87V88H55ZM14 88V89H15ZM32 88V87H31ZM57 88V87H56ZM57 88V89H58ZM91 88V89H90ZM95 90H94V89ZM172 88H175V89H172ZM221 88H223L222 86H221ZM19 89H21V88H19ZM37 89V88H36ZM39 89V88H38ZM50 89V88H49ZM57 89H53L54 91H55V94H56V90ZM161 89L163 90V91H161ZM166 91H165V90ZM227 89H228V91L229 90H231V93H229L228 91H227ZM8 92H7V91ZM25 90V91H26ZM32 90V89H31ZM34 90V89H33ZM33 90H32V92H33ZM44 90V91H43ZM53 90H51L50 89V91H53ZM64 90H62V93L64 92ZM173 90H175V91H173ZM5 91V92H4ZM14 91H16V89L14 90ZM17 91H19L18 89H17ZM23 91V92H22ZM24 91V88H23V90L21 89L20 91H19V93L21 92V93H24L25 92ZM36 91H38V90H36ZM49 91V92H50ZM67 91V92H68ZM159 91H161V96H160V94L158 93ZM173 91V92H172ZM221 91H223L224 92V90L223 89H221L220 90V92ZM27 92V91H26ZM31 92V91H30ZM29 91H28V94L30 93ZM31 92V93H32ZM163 92V93H164ZM176 92V93H175ZM34 93V92H33ZM38 92H37V94L38 95H40V94H42V93H40L39 94ZM53 95H55L53 92H51ZM51 93H50V95H51ZM60 93V92H59ZM58 93V94H59ZM149 93H153V94H156V93H158V95L160 96H158V95H150L149 96ZM167 93L169 94V92L167 91ZM175 93V94H174ZM256 93V94H255ZM260 93H263V95H262V97L260 98V96H259V98L260 99H258V98H251V100H252V105L251 104H249V107H251V108H248L246 111L244 110V111H242L243 110V108L241 109V107H240V105H239V103L240 102H242V101H246V102H248L247 101V99H248V97L247 96H249V97H251V96H255V95H259ZM3 94V95H4ZM4 95L3 97L4 98H0V99H2V100H4L6 97H7V99H9L8 97H11V96H14L13 95V93H10L11 94V96H9L8 94L7 95ZM35 94V93H34ZM58 94H57V96H58ZM83 94H85V95H83ZM166 93H164V95H165ZM253 94H255V95H253ZM22 95V94H21ZM24 95V94H23ZM22 95V96H23ZM25 95L27 96V94L25 93ZM24 95V97H26ZM31 95V94H30ZM29 95V96H30ZM42 95H44V97L43 96H41L42 98H44L45 100L47 99V101H48V95H49V93L47 94V97H45V95H46V92H45V94H42ZM52 95V97H54ZM60 95H62V96H64V98H65V96H66V94H60ZM69 95V94H68ZM146 95H148L147 97H146ZM1 96V95H0ZM6 96V97H5ZM20 95L18 94V97H19ZM28 96V97H29ZM106 96V97H105ZM52 97H50V104H49V102H47V105L49 104V106H51V105H53L56 101L55 100H52L53 98ZM68 97V96H67ZM66 97V98H67ZM144 97V98H143ZM145 97H146V99H145ZM246 97H247V99H246ZM257 97V96H256ZM39 98V96H37V99ZM60 98V99H59ZM63 97H62V105L64 104L63 102H64V100L66 99H64ZM136 98V99H135ZM160 98H162V100L160 99ZM163 98H164V100H163ZM224 100H223V99ZM241 98H243V99H245V100H241ZM7 99H5V100H7ZM12 99V98H11ZM30 99V98H29ZM28 99V100H29ZM70 99V98H69ZM69 99H67L68 101L67 102H69V101H71V100H69ZM170 99V98H169ZM250 99V98H249ZM254 99H256V100H254ZM2 100H0L1 102H5V105L9 102L10 103V99H9V101L7 100V101H2ZM17 100V99H16ZM42 101H43V99H41ZM105 99H104V101H106ZM154 100V99H153ZM160 100V101H159ZM241 100V101H240ZM12 101V100H11ZM40 101V100H39ZM51 101H53V104H51ZM58 101H60V103L58 102ZM103 100H102V102L101 103H103L104 102ZM104 102V104L105 103H107L106 104V106L108 105L109 106V104H108V102ZM137 101V102H138ZM152 100H150V102H151ZM155 101V100H154ZM169 101V100H168ZM176 102V104H175V102ZM33 102H34V100H33ZM45 102V101H44ZM46 102L44 103V104H46ZM137 102H134L135 104L137 103ZM145 102H149V100L148 101H145ZM149 102V103H150ZM156 102H157V100H156ZM13 103H14V101L13 102H11L10 104H12V106H13ZM29 103V102H28ZM43 103V102H42ZM65 103H66V100H65ZM70 103V102H69ZM118 103H120V105L118 104ZM122 103V104H121ZM142 103H144L143 101H142ZM147 103H144V104H146L144 107H146L147 106ZM153 103H155V102H153ZM152 103V104H153ZM15 104V103H14ZM19 104H20V102H19ZM35 104H36V102H35ZM41 104V103H40ZM43 104V105H44ZM98 104V103H97ZM96 104V105H97ZM104 104H102V105H104ZM173 104H175V106L173 107L172 105ZM241 104V103H240ZM244 104V103H243ZM2 105V104H1ZM4 104L2 105V106H4V107H6ZM21 105V104H20ZM42 105V104H41ZM41 105H40V107H41ZM42 105V107H44ZM46 105V106H47ZM62 105H61V108H62ZM65 105V104H64ZM68 105L69 104H67V106H65L64 108H67L68 107ZM69 105V106H70ZM99 105V104H98ZM141 105V106H140ZM160 105V104H159ZM172 106L173 108H171V107H169L168 108V106ZM239 105V106H238ZM245 105V104H244ZM251 105V106H250ZM0 107L1 109L3 108V107ZM11 106V105H10ZM10 106H7L8 108H10L11 109V107ZM15 106L17 107V105H14V107L13 108H15ZM23 106H27V105H23ZM100 106H101V104H100ZM111 106L113 107V106H116V105H112L111 104ZM132 106H129V107H127V109L128 108H131ZM150 106H151V104H150ZM248 106V105H247ZM21 107V106H20ZM99 106H97V108H98ZM103 106H101V108H102ZM110 107V106H109ZM134 107H136V108H138L137 106H133V109H134ZM245 107V106H244ZM12 108V109H13ZM29 108V107H28ZM32 108V107H31ZM45 108V107H44ZM50 108V107H49ZM48 106H47V110L45 109V111H47V112H51V111H48ZM61 108H60V111H61ZM96 108V107H95ZM94 108V109H95ZM96 108V109H97ZM100 108V107H99ZM115 108V107H114ZM135 108V111L136 112H138V109H136ZM152 108H156V111H155V109L153 110ZM5 109V108H4ZM7 109V108H6ZM34 109V108H33ZM38 108H36V110H37ZM43 109V108H42ZM41 109V110H42ZM95 109V112H94V114H96V111L98 110H96ZM103 109H105V107H103L102 108V111L101 112H103ZM116 109V108H115ZM119 109H120V107H119ZM126 108H125V110H127ZM132 109V108H131ZM132 109V113H131V115H132V117L133 118H131V117H126V115H128L127 114V111H126V113H124V115H125V117H123V118H125V119H121L122 118V116H124L123 114H122V116L120 117L117 113H118V111H116V110H118V108L116 109V110H114V109H112V110H114L115 112H117L115 115H113L112 114V116H110L109 115V118L107 119V122L108 123H111L112 124V126H113V121L115 122L116 121V119H117V117L116 116H119V118L120 119H118V120H120V123H123L124 122V124H119V123H117V122H119L118 120H117V122H115V123H117V125L119 124V126L121 125L123 128V131H125V132H130L132 129V127L135 125H133V123H132V121L130 120V118L131 119H134L135 120V122H136V118L138 117V115H139V112L137 113L138 115L136 116V117H134L133 116V110ZM196 109V108H195ZM16 110H17V108H16ZM24 110V109H23ZM28 110V109H27ZM99 110H101V109H99ZM99 110H98V112L97 113H100L99 112ZM107 110H111V108L110 109H107ZM107 110H105V112L107 111ZM124 110V111H125ZM13 111V110H12ZM43 111H44V109H43ZM120 113H123L124 111H122L121 109H120ZM180 111V110H179ZM178 111V112H179ZM3 112V111H2ZM23 112V111H22ZM26 112V111H25ZM54 112L52 113L51 112V115H53L54 114ZM93 112H91V113H93ZM110 112V111H109ZM109 112H107V113H109ZM114 112V113H115ZM136 112H135V114H136ZM146 112V113H145ZM183 112H180V113H183ZM241 112H243V113H241ZM244 112H246V114H244ZM1 113V112H0ZM31 113V112H30ZM36 113V112H35ZM119 113V114H120ZM130 113V112H129ZM143 113H145V114H143ZM3 114V113H2ZM5 114H6V112H5ZM4 114V115H5ZM23 114H25V113H23ZM33 114V113H32ZM45 114H46V117L47 118H45L44 120H45V122H44V120H43V122H44V124L46 123V125L48 124V122H50V117H51V115H50V117L47 115V113L45 112ZM58 114H60L59 116H58ZM89 114V113H88ZM101 114H104V112L103 113H101ZM147 114V115H148ZM195 114V113H194ZM15 115V114H14ZM28 115V114H27ZM36 115V114H35ZM87 115V114H86ZM90 115H92L93 116V114H90ZM98 115V114H97ZM96 115V116H97ZM105 115V114H104ZM141 115V114H140ZM139 115V116H140ZM1 116V115H0ZM10 116V115H9ZM16 116V115H15ZM26 116V115H25ZM53 116H55V115H53ZM52 116V117H53ZM68 116V115H67ZM95 116V115H94ZM99 116H101V118H103V115H99ZM196 116V115H195ZM6 117V116H5ZM8 117V116H7ZM33 117V116H32ZM35 117V116H34ZM43 117H44V115H43ZM49 117V118H48ZM52 117H51V119H52ZM86 118H87V116H85ZM98 117V116H97ZM105 117L107 118V116L105 115ZM29 118H31L30 117V114H29ZM36 118V117H35ZM54 118L52 119V120H54ZM61 118V117H60ZM82 118V119H83ZM89 118V117H88ZM90 118H92V117H90ZM139 118V119H140ZM144 118V117H143ZM144 118V119H145ZM258 118V119H257ZM262 118V117H261ZM260 118V119H261ZM13 119V118H12ZM32 119V118H31ZM30 119V120H31ZM34 119V118H33ZM37 119V118H36ZM47 119H48V122H47ZM97 119V118H96ZM98 119H100V118H98ZM105 119V118H104ZM104 119L103 120H100V121H104ZM115 119V120H114ZM127 119V122L129 121L130 123H132V125L133 126H131V124L129 125V126H131V127H129L130 128V130H128V131H126V130H124V125H128L129 124V122L127 123V124H125L126 122H125V120ZM139 119H138V121H139ZM7 120V119H6ZM25 120V119H24ZM27 120V119H26ZM25 120V121H26ZM41 120V119H40ZM84 120V119H83ZM83 120H81V121H83ZM124 120V121H123ZM141 120V119H140ZM262 120V119H261ZM25 121H22L23 123L25 122ZM36 122H37V120H35ZM55 121V120H54ZM61 121V120H60ZM57 122L56 123V121H55V123L56 124H58V125H61L62 123L64 124V122ZM100 121L99 122H97V123H99L100 124ZM193 121V120H192ZM262 121H264V120H262ZM2 122V121H1ZM3 122H4V120H3ZM8 122H10V121H8ZM7 122V126L10 124V123H8ZM18 122V123H17ZM13 121V122H11L12 124V126H14L15 127V125L14 124H18V126H21L22 127V125H23V123H21L22 125H20L19 124V121ZM21 122V121H20ZM31 122H32V120H31ZM107 122H103L104 124L105 123H107ZM14 123V124H13ZM35 123V122H34ZM39 123V122H38ZM51 128L53 127V129L52 130H50V128H49V131L50 132H53L54 131V128H55V126H56V130H57V126L58 125H56L55 123V126L53 125V122L51 121ZM60 123V124H59ZM84 123H85V120H84ZM114 123V124H115ZM139 123H140V121H139ZM139 123L137 124V122H136V127L137 126H139ZM143 123V124H144ZM226 123H229L230 125H228V124H226ZM260 123H261V121H260ZM2 124H4V123H1V126H2ZM16 124V125H17ZM26 125L28 124L27 123V121H26V123H25ZM31 124H33V123H31ZM37 124V123H36ZM40 124V123H39ZM43 124V123H42ZM98 124V125H99ZM104 124H101L103 127H104ZM142 124V121H141V124H140V126H142V128L144 129V127L143 126H147V125H143ZM193 124H191L190 126H193ZM224 124H226V126L224 125ZM25 125V126H26ZM65 125V124H64ZM108 125V124H107ZM4 126H5V124H4ZM44 126V125H43ZM101 126V127H102ZM106 126V125H105ZM110 127V124H109V127L111 128V129H108L109 131L111 130V132H113L112 131V129L113 128H115V127ZM121 126L120 127H118V129H120V130H122L121 129ZM134 126V127H135ZM9 127H11L10 125H9ZM8 127V128H9ZM20 127V129H22ZM23 127H24V125H23ZM29 127V126H28ZM38 127V126H37ZM47 127V126H46ZM46 127H41L42 129L44 128V130H45V128ZM59 127V126H58ZM62 127V130L65 128V126L63 127V125L61 126ZM60 127V128H61ZM100 126L99 127H97L96 126V128H97V130L99 129V131H97L98 133L100 132V131H102L103 132V130L104 131H106L105 129H103V128H101ZM107 127V126H106ZM108 127V128H109ZM169 127V126H168ZM217 127H219L218 126V124H217ZM2 128V127H1ZM0 128V134H1V131L3 132V128L1 129ZM5 128V127H4ZM13 128V127H12ZM12 128H10V129H12ZM25 128V127H24ZM95 128V129H96ZM126 128V127H125ZM138 128L139 127H137V130L136 131H139L138 130ZM147 128V127H146ZM159 128V129H158ZM228 128V129H227ZM6 129V128H5ZM4 129V133H6V135H3V136H5V138H3V139H1V137H0V143H4V139H5V142L6 143H4L3 145H6L7 143H9L10 144V141L11 142H13V138L15 137L14 135H15V132L17 131H15L14 132V134L12 135V130H11V132H9V131H7V130H5ZM9 129V130H10ZM14 129V128H13ZM16 129H17V127H16ZM26 129V128H25ZM25 129H24V131L23 132H25ZM46 129H48V128H46ZM117 129V128H116ZM126 129H128V126H127V128ZM134 129V128H133ZM142 129V130H143ZM169 129V128H168ZM226 129V130H225ZM27 130V129H26ZM29 130V129H28ZM27 130V131H28ZM33 130V129H32ZM35 130V129H34ZM39 130V129H38ZM61 130V131H62ZM108 130L106 131L107 132V134L108 135H110L111 134V137H113L112 138V140L114 139L115 140V142H117V143H122L123 142V140L124 139H128V138H124V139H122V141H120V142H118V140H121V139H117L116 138V135L114 136V134H113V136H112V133H110L109 134V132H108ZM135 130V129H134ZM146 130V129H145ZM148 130V129H147ZM156 130V129H155ZM156 130V131H157ZM171 130V129H170ZM169 130V131H170ZM20 132H22L21 130H19ZM37 131V130H36ZM42 131V130H41ZM41 131H39V133L41 132ZM46 131V130H45ZM45 131H44V134H45ZM48 130H47V132H49ZM58 132H59V130H57ZM56 131V132H57ZM65 130H63L62 132H64ZM122 131V132H123ZM133 131V130H132ZM144 131V130H143ZM150 131V130H149ZM154 131V130H153ZM166 131V130H165ZM168 131V130H167ZM166 131V135L168 134V133H170V134H168V135H170L171 136V132H167ZM186 131L188 132V133H186ZM216 131H215V133H216ZM18 132V131H17ZM23 132H22V134H23ZM46 132V133H47ZM66 132H64V133H66ZM96 132V133H97ZM101 132V133H102ZM105 132V133H106ZM121 131H119V132H117V133H119L118 134V136L120 135V134H123ZM139 132H142L141 130L139 131ZM139 132L138 133H136L137 135L134 137H132L133 139L134 138H138V140H139V138H141V137H137L138 136V134H139ZM200 132V133H199ZM225 132V133H224ZM244 132H245V134H244ZM3 133V134H4ZM19 133V132H18ZM26 133V132H25ZM27 133H29V131L27 132ZM27 133H26V135L25 134H23L24 136H27ZM38 133V134H39ZM42 133V132H41ZM39 134V136H38V134H37V136L36 137H41L42 138V134ZM54 133V132H53ZM101 133H100V135H101ZM104 133V134H105ZM113 133H115V134H117L116 133V131L115 132H113ZM131 133V132H130ZM129 133V134H130ZM154 133H156V132H154ZM197 133H199L198 135H197ZM228 133V134H227ZM252 133H254V131L252 132ZM255 133H257V132H255ZM254 133V134H255ZM31 133H29V135H30ZM34 133H32L31 135H30V137H33L34 135H33ZM44 134H43V137H44ZM49 135H50V133H48ZM47 134V135H48ZM56 133H54V135H55ZM58 134V133H57ZM61 134V133H60ZM107 134H106V136H107ZM126 134V133H125ZM124 134V135H125ZM142 134H144V133H142ZM234 134H235V132H234ZM234 134H231L230 135V137H234L233 135ZM235 134V135H236ZM254 134H252V136H254ZM41 135V136H40ZM59 135V134H58ZM58 135H57V137H58ZM96 135V136H95ZM103 135V134H102ZM102 135L100 136V137H102ZM124 135H121V136H124ZM130 135H133V134H130ZM130 135H129V138H130ZM135 135V134H134ZM140 135V134H139ZM165 135V136H166ZM168 135H167V137H168ZM208 135V134H207ZM249 135H251V133L249 134ZM256 135V134H255ZM19 136V137H18ZM18 136H17V133H16V138L20 141V135L18 134ZM51 136V135H50ZM52 136H53V134H52ZM51 136V137H52ZM84 136H86V137H84ZM93 136H95V137H93ZM104 136V135H103ZM106 136H105V138H106ZM128 136V135H127ZM127 136H124V137H127ZM142 136V135H141ZM170 136H169V138H170ZM213 136V137H214ZM45 137H46V135H45ZM53 137H55V136H53ZM52 137V138H53ZM57 137H56V139H57ZM110 136L108 137V138H111ZM115 137V138H114ZM144 137V136H143ZM166 137V138H167ZM195 137V136H194ZM200 137V138H201ZM217 137V136H216ZM215 137V138H216ZM216 138L218 141H219V138ZM235 137H237V139H238V136H235ZM244 137V136H243ZM23 138V137H22ZM22 138H21V140H22ZM27 138H29V137H27ZM26 137H25V139L26 140H28ZM65 138V139H66ZM94 138V139H93ZM104 137H102V138H100L99 139V141H97L98 139H95L96 140V142H99V143H101L104 139H105ZM118 138H120V137H118ZM132 138L130 139V142H136L135 140H132ZM164 138V137H163ZM166 138L164 139V142H165V144H167L166 143ZM197 138V137H196ZM196 138H194V139H196ZM202 138V139H203ZM215 138H213V139H215ZM54 139L55 138H53L51 141H53L54 142ZM55 139V140H56ZM92 139V140H91ZM101 139H103V140H101ZM107 139V138H106ZM105 139V140H106ZM161 139V138H160ZM159 139V140H160ZM168 139V138H167ZM199 139V138H198ZM212 139V140H213ZM216 139H215V141H216ZM220 139V140H221ZM233 139V141H234V139L235 140H237L236 138H232ZM231 139V140H232ZM244 138H241L240 139V141H242V143L244 142V140H243ZM15 140V139H14ZM31 140H32V138H31ZM44 140L46 141V140H50V138L48 139V137H47V139L46 138H43L42 139V141L40 140V138L38 139V141H40L41 143L42 142H44ZM62 140H64V139H62ZM67 140H71V139H67ZM71 140V141H72ZM75 140H73V141H75ZM91 140V141H90ZM95 140H94V144H95ZM101 140V141H100ZM104 140V141H105ZM108 140H110V139H108ZM114 140H113V144H114ZM117 140V141H116ZM132 140V141H131ZM163 140V139H162ZM169 140V139H168ZM167 140V141H168ZM230 140V141H231ZM48 141H46L48 144H49V142ZM59 141V140H58ZM57 140L55 141V142H58ZM61 141V140H60ZM70 141V142H71ZM77 141V140H76ZM126 143L128 142L127 140H124ZM238 141L239 140H237L236 142L238 143ZM17 143H18V141H16ZM15 142V143H16ZM21 143H22V141H20ZM19 142V143H20ZM24 142V141H23ZM35 142L37 143V140L36 139H34V144H35ZM40 142H38V146L40 147V149L41 148H43L42 150L43 151H45L43 154V156L44 157H42L41 158V161H42V159L43 160H45V163L44 164H46V161H48V160H50V162L48 161V166H50L51 164H55V162L57 161V159L59 158L60 160H61V158H68L69 160H70V158H69V156H74L75 154H71V153H73L74 152V149L76 148V150H77V147H80V146H78V145H82V144H84V145H82V146H88V144H85L83 141L82 142H80V143H78V145H77V147H75L73 150H71L72 152L70 153V148L69 149H67L68 147H70V146H68L65 150L66 151H64L63 150V146H62V151L61 150H59V148H58V150L56 151V152H54V153H52L51 151L53 150L52 148H53V145H52V150L51 149H48V148H50V147H47V146H50V145H46L45 144V146H43V147H41L42 145L41 144H39ZM66 142V141H65ZM64 142V143H65ZM105 142H107V141H105ZM110 142H112L111 140H110ZM109 142V143H110ZM139 142V141H138ZM137 142V143H138ZM160 142H161V140H160ZM181 142H179V143H181ZM207 142V143H206ZM14 142H13V144H15ZM16 143V144H17ZM18 143V144H19ZM67 144H68V142H66ZM82 143V144H81ZM125 143V144H126ZM140 143V142H139ZM139 143H138V145H139ZM158 143V142H157ZM161 143H163V142H161ZM169 143V142H168ZM178 143V142H177ZM208 143H211V144H208ZM221 143V142H220ZM219 143V144H220ZM232 143V142H231ZM230 142H229V144H231ZM240 143V145L242 144L241 142H239ZM238 143V144H239ZM17 144V145H18ZM29 144V143H28ZM31 144V143H30ZM29 144V145H30ZM33 144V146H35L34 148H36V146L37 145H34ZM51 144V143H50ZM60 144V143H59ZM62 144V143H61ZM72 144H74V143H72ZM75 144H76V142H75ZM96 144H98V143H96ZM102 144V143H101ZM116 144V143H115ZM127 144H129V142L127 143ZM155 144V143H154ZM153 144V145H154ZM164 144V145H165ZM195 144H199V145H195ZM207 144H208V146H207ZM232 144H236L235 143V141H234V143H232ZM1 145V144H0ZM3 145H1V147L0 148H2L3 149ZM8 145V144H7ZM6 145V146H7ZM16 145V146H17ZM32 145V144H31ZM41 145V146H40ZM55 145H57V143L55 144ZM64 145V144H63ZM69 145H71V144H69ZM90 145V144H89ZM91 145H92V147H94L93 146V143H91ZM106 145V144H105ZM110 146H113L114 147V145H112L111 143L109 144ZM130 145V147H131V144H129ZM132 145H134V147H133V150L135 149V145L136 144H134V143H132ZM170 145H172V144H170ZM206 145V146H205ZM12 146V145H11ZM9 147V146H7V147H9V148H11V149H13L12 147L14 146H12V147ZM15 146V147H16ZM59 146V145H58ZM66 146V145H65ZM64 146V147H65ZM72 146V145H71ZM73 146H75V145H73ZM72 146V147H73ZM96 147L94 148L95 150H96V148H97V145H95ZM101 147H104V145L102 146V145H100ZM107 146V145H106ZM106 146L103 148V149H106ZM122 146H124V142H123V145ZM121 146V147H122ZM126 146H128V145H126ZM157 147L158 148V146L159 145H154V147ZM161 147H162V149H163V146L162 145H160ZM175 146V145H174ZM173 146V147H174ZM179 146V145H178ZM227 146H228V144H227ZM229 146H231V145H229ZM233 146V145H232ZM237 146V145H236ZM239 146V145H238ZM7 147H6V150H4L3 149V151H7ZM18 147H19V145H18ZM28 147V146H27ZM39 147H37V149H34V150H39L38 148ZM89 147H91V146H88V148ZM89 148L88 149V151L86 150L87 148L86 147H82V149H81V147L78 149V150H86L87 152H89V150H92L93 151V148ZM108 147V146H107ZM116 147L117 146H115L114 148L116 149ZM119 147V146H118ZM120 147V148H121ZM125 147V146H124ZM129 146L128 147H125L123 150H125L126 152H123V150H122V152L124 153V155H123V153L122 154H119V157H121L122 155L123 156H130V154L129 155H127V152L129 153L130 151H131V153H132V147H131V149H130V151H127V149L128 148H130ZM153 147V146H152ZM164 147H166V145L164 146ZM235 147V146H234ZM4 148H5V146H4ZM9 148H8V152H10L11 150H9ZM30 148H32V147H30ZM47 148V149H46ZM55 148H57V147H55ZM98 148H100V147H98ZM111 149H113L112 147H110ZM110 148H109V151H110ZM123 148V147H122ZM121 148V149H122ZM160 148V147H159ZM158 148V149H159ZM178 148V147H177ZM227 148V147H226ZM27 149V148H26ZM46 149V150H45ZM60 149H61V147H60ZM72 149V148H71ZM103 149H101V151H103ZM152 149H155V148H152ZM151 149V150H152ZM161 149V148H160ZM159 149V150H160ZM174 149H176V148H174ZM231 149V148H230ZM13 150H15V148L13 149ZM12 150V151H13ZM51 150V151H50ZM56 150V149H55ZM54 150V151H55ZM76 150H75V152H76ZM77 150V151H78ZM94 150V151H95ZM106 150H108V149H106ZM118 150V149H117ZM129 150V149H128ZM159 150H157V151H159ZM165 149H163V151H164ZM178 150V149H177ZM226 150V149H225ZM224 150V151H225ZM255 150V149H254ZM31 151H33L32 149H31ZM41 151V150H40ZM40 151H38V157H40V155L42 156V152H41V154H40ZM80 151H79V153H80ZM84 151H82L81 153H83ZM85 151V152H86ZM90 152V153H93V155H95L96 153L93 151V152ZM105 151V150H104ZM153 152H155L156 153V149H155V151L154 150H152ZM161 151V150H160ZM175 151V150H174ZM227 151V150H226ZM255 151H257V150H255ZM2 151H0V153H1ZM74 152V153H75ZM84 152V154L85 155H87L88 153H85ZM97 152H98V150H97ZM100 152V151H99ZM112 152V151H111ZM114 152V151H113ZM151 152V151H150ZM149 152V153H150ZM153 152H152V155H156V154H153ZM259 153H261L260 151H258ZM28 153H30V152H28ZM76 153H78V152H76ZM95 153V154H94ZM100 153H103V152H100ZM120 153H121V151H120ZM125 153H126V155H125ZM159 155H160V153L159 152H157ZM258 153V154H259ZM3 154H4V152H3ZM34 154L36 155L37 154V151L35 152L34 151ZM71 154V155H70ZM169 154H167V157L169 156ZM262 154V153H261ZM263 154H264V152H263ZM22 155H23V153H22ZM33 155V154H32ZM81 154H79V156H78V158L79 157H82V156H80ZM92 154H91V156H93ZM98 155V154H97ZM97 155H95V157L97 156ZM109 155V154H108ZM111 155V154H110ZM132 155V154H131ZM151 154H150V156H152ZM173 155H175V154H173ZM1 156V155H0ZM20 156H21V154H20ZM76 156V155H75ZM88 156H90L89 154H88ZM100 156V155H99ZM106 156V155H105ZM112 156V155H111ZM122 156V157H123ZM2 157V156H1ZM4 157V156H3ZM1 158V160L3 159L4 160V158ZM6 157V156H5ZM10 157H12V155L10 156ZM38 157H37V160H38ZM121 157V159H123ZM127 157V158H128ZM153 157V156H152ZM176 158H177V155L175 156ZM7 158V157H6ZM14 158V157H13ZM21 158V157H20ZM33 158L35 159L36 157L35 156H33ZM33 158H31V159H29L30 161L33 159ZM54 158L56 159L55 161H54ZM75 158H77V157H75ZM75 158H73L72 157V160L73 159H75ZM77 158V159H78ZM83 158H84V155H83ZM83 158H79V160L80 159H82V161H83V163H84V161H85V159H83ZM85 158L86 159H88L89 160V158L92 160L91 162H90V164H88L89 162H87V165H89V166H91L92 164V162L95 160V164L93 163V168H94V165H96L97 163H99L100 162V164L102 163L101 161H96V158L94 159V156L93 157H89V158H87L86 156H85ZM94 160H93V159ZM148 158V157H147ZM165 158V157H164ZM22 159V158H21ZM27 159V158H26ZM28 159L27 160H25V161H21L22 163H24V162H29V163H27L28 165L30 164V161H28ZM33 159V160H34ZM53 159V161H54V163H52V160ZM58 159V160H59ZM67 159V160H68ZM97 159H99V158H97ZM102 159H104V158H102ZM124 159H125V157H124ZM173 159V160H172ZM226 160V162H228V161H230L229 163H224V161ZM0 160V167H2L1 169H11L12 170V173H13V170H15V169H17L18 170V168H21L22 169V171H23V168H24V165H25V168L24 169H28L27 167H26V164L24 163V165H22L21 163V165L19 164L18 165V163H17V161H16V163H15V165L14 164H10V163H12V160H11V162H7L8 161V159H5L6 160V162L8 163H6V162H4L3 160V162L5 163V164H2L1 161ZM39 160H40V158H39ZM38 160V161H39ZM70 161V163L71 164H75L74 162H75V160L74 161ZM79 160H77V161H79ZM149 160H147V161H149ZM36 161V160H35ZM35 161H33V163L35 162ZM37 161V162H38ZM40 161V165H42V162ZM82 161H79V163H82ZM90 161V160H89ZM146 161V162H147ZM167 161V162H166ZM20 162V161H19ZM62 162V161H61ZM61 162H59L58 161V163L56 162V164L55 165H58L57 167L59 168V165H61ZM67 161L65 160V163H66ZM73 162V163H72ZM105 162V161H104ZM150 162V161H149ZM153 162V163H154ZM78 163V164H79ZM85 163H86V161H85ZM152 162H150V164L148 165V166H150L151 164H153ZM62 164H64V160H63V163ZM71 164H69L68 163V165H69V169H71ZM76 164H77V162H76ZM76 164L74 165V166H76ZM104 164V163H103ZM142 164V163H141ZM155 164V163H154ZM157 164H155V165H153V167L154 166H157ZM30 165H32V163L30 164ZM35 165H37V164H35ZM38 165H39V162H38ZM37 165V166H38ZM40 165L38 166V170H43V169H41L40 168ZM53 165H51V166H53ZM54 165V166H55ZM65 165V164H64ZM64 165H62L63 167V169L65 168L64 167ZM67 165V164H66ZM72 165V166H73ZM85 165V164H84ZM83 164H81V166H80V164L78 165V167H79V169H78V171H80V169H82V166H84ZM87 165H86V168L88 169V167H87ZM98 165V164H97ZM36 166V167H37ZM53 166V167H54ZM73 166V168L76 170V168ZM99 166H101V165H99ZM99 166H96L97 168L99 167ZM104 166V165H103ZM102 166V167H103ZM4 167V168H3ZM23 167V168H22ZM35 167V166H34ZM41 167H45L44 165H42ZM57 167H55V168H57ZM77 167V168H78ZM85 167V166H84ZM83 167V169L81 170V173H82V176H81V178L82 177H84L83 176V172H85V171H83L84 169H86V168H84ZM139 167V166H138ZM150 167H152V165L150 166ZM152 167V168H153ZM30 168H32V166H30ZM46 168V167H45ZM52 168V167H51ZM50 167H49V169H51ZM66 168H68V166L66 167ZM91 168V167H90ZM91 169V170H93V171H95L94 169ZM97 168H96V170H97ZM101 170H102V168L101 167H99ZM157 168H158V166H157ZM263 168H264V166H263ZM4 169V170H5ZM8 169V170H9ZM33 169H34V171H33ZM32 169V174L33 173H35V170H37L36 168H33ZM46 169H48V167L46 168ZM53 169V168H52ZM100 169H98L97 171H95V173L96 172H98V171H101ZM143 169H145V165H144V168ZM6 170L5 171H0V173H3L2 175H4V174H6L7 172H6ZM30 170V169H29ZM37 170V171H38ZM54 170V169H53ZM65 170V169H64ZM67 170V169H66ZM65 170V171H66ZM73 170V169H72ZM104 170V169H103ZM119 170H121V169H119ZM118 170V171H119ZM128 170V169H127ZM134 170V169H133ZM133 170H132V173H133ZM155 170V171H154ZM246 170V171H245ZM20 171V170H19ZM45 171V170H44ZM44 171H42V172H40V171H38L39 172V174L40 173H42V175H44ZM47 171V170H46ZM45 171V172H46ZM51 171V170H50ZM49 171V172H50ZM61 171V170H60ZM74 171V170H73ZM73 171H71V173H73ZM83 171V172H82ZM93 171H91L92 173H93ZM106 171V170H105ZM145 171V172H144ZM250 171V172H249ZM5 172V173H4ZM10 172V171H9ZM8 172V173H9ZM15 172V171H14ZM18 172V171H17ZM17 172H15L16 173V177H17V175H18V178H19V174L17 173ZM26 171H23V173H25ZM29 172V171H28ZM56 172V171H55ZM57 172H59L58 170H57ZM63 172V171H62ZM61 172V173H62ZM66 172H69V170H67ZM76 172H77V170H76ZM87 172H89V171H87ZM128 172V171H127ZM129 172H130V170H129ZM140 173V174H138L139 175V177H137V173ZM14 173V174H15ZM23 173H22V176H23ZM27 173V172H26ZM25 173V174H26ZM30 173V172H29ZM114 173V172H113ZM21 174V173H20ZM24 174V175H25ZM32 174L30 175L32 178H33V176H35L36 178H33L34 180L35 179H37V175H39V174H34L33 176H32ZM57 174H59V173H57ZM65 174V172H63V175ZM78 174H80V172H78ZM77 174V175H78ZM99 174L101 175V172H99ZM104 174V173H103ZM1 175V174H0ZM2 175L0 176V181H3L4 179L3 178H8L9 176V174H7V176H5V177H2ZM13 174H11V177L13 178V176H12ZM27 175V177H28V174H26ZM25 175V176H26ZM41 175V174H40ZM41 175V176H42ZM51 175V174H50ZM54 175V174H53ZM62 175V174H61ZM71 175H75L76 176V178L77 179H80V175L77 177V175H76V173H73V174H71ZM85 175H87V173H85ZM89 175V174H88ZM91 175V174H90ZM98 175V174H97ZM109 175V174H108ZM113 174L111 173V176H112ZM118 175H119V177L120 178H118ZM126 175H128V173H126ZM130 175L131 174H129V178H130ZM142 175V176H141ZM29 176V178H31ZM47 176V175H46ZM49 176V175H48ZM64 176H68L67 174L66 175H64ZM75 176H73L74 178H72V180L73 179H75ZM92 176V175H91ZM94 176V175H93ZM96 176V175H95ZM113 176H115V175H113ZM15 177V176H14ZM54 177H55V175H54ZM60 177V176H59ZM61 177H63V176H61ZM60 177V181H61V184H62V182H63V184H67L68 182V178H66V180L67 181H62L61 179H63V178H61ZM68 177H70V174H69V176ZM90 177V176H89ZM88 176H87V184L88 185H90L91 184V181H88V179H92V178H89ZM99 177L101 178V176H97V178L99 179ZM105 177V176H104ZM103 176H102V178H104ZM115 177V178H116ZM143 179H142V178ZM21 178H24V177H20L18 180H20ZM38 178H39V176H38ZM42 178H43V176H42ZM41 178V179H42ZM64 178V179H65ZM94 178L95 177H93V181L94 182H92V183H95V180H94ZM97 178H95V179H97ZM106 178V177H105ZM110 178V177H109ZM113 177H111L110 179H111V181L112 180H114V179H112ZM123 178V179H122ZM124 178H126V180L127 181H125L124 180ZM11 178L9 177V180H10ZM14 179V178H13ZM17 178H15V180H16ZM26 179V177L23 179V180H25ZM28 179V178H27ZM26 179V180H27ZM32 179V182L34 181ZM40 179V180H41ZM55 179V178H54ZM58 179V178H57ZM63 179V180H64ZM84 179V178H83ZM83 179H81V181L79 182L78 180H75V182H74V180H73V182L74 183H76V182H79L80 184H79V186L81 185V182H82V180ZM121 179L122 180H124L125 182H123V181H121ZM134 179V180H133ZM174 179H176V180H174ZM18 180L17 181H14V182H18ZM25 180V182H29V181H31V180H29V181H26ZM46 180V179H45ZM59 180V179H58ZM72 180L70 179V183H72L73 184V182H72ZM85 180H86V178H85ZM85 180H83L84 181V183L86 184V181ZM100 180V179H99ZM105 180H108L109 182H110V180L109 179H105ZM130 180H131V182H130ZM144 180L146 181L147 180V182H144ZM148 180H149V182H148ZM12 180H10V182H11ZM20 181H22V180H20ZM19 181V182H20ZM37 181H38V179H37ZM47 181V180H46ZM57 181V180H56ZM116 181V180H115ZM115 181H113V182H115ZM164 181V182H163ZM9 182V181H8ZM39 182V181H38ZM59 182V181H58ZM64 182H67V183H64ZM88 182H90V184L88 183ZM99 181L97 180V183H98ZM101 182H102V179H101ZM112 182V183H113ZM119 182V180L117 181V183ZM171 181H169L168 182V184L170 183ZM1 183V182H0ZM30 183V182H29ZM29 183H28V185H29ZM35 183V182H34ZM33 183V184H34ZM40 183V182H39ZM60 183V182H59ZM103 183H104V180H103ZM105 183H107V186L110 184H108V182L106 181ZM135 183H137V184H135ZM147 183L148 184H151L149 187H147L145 190H143L144 189V187H146V185H147ZM154 183V184H153ZM156 184L154 187H156V188H158V189H160V188H163V186L161 187V185L162 184ZM7 184V183H6ZM12 185L14 184V183H11ZM47 184V183H46ZM45 184V185H46ZM56 184H58L57 182H56ZM69 184V183H68ZM68 184H67V187H68ZM78 184V183H77ZM71 185V184H69V185H71L70 186V190H68V188L66 187V185L64 186V188L69 192V195H70V193L72 194V196H73V194L75 193V191H78L79 192V194H76V196L78 195L79 196V198H80V194H81V196L82 195H85V192L83 191V193H80V191H82L83 189H84V187H83V189L82 190H78V188H80V187H78V185ZM84 184V185H85ZM87 184L85 185L86 187H85V191L86 190H88V189H86V188H90L91 187V185L92 186H94V187H97V185H94V184H91L90 186H88L87 187ZM99 185H103L102 187H104L105 188V186H104V184H100V182L98 183ZM115 184V183H114ZM124 184V185H125ZM146 184V185H145ZM171 184V183H170ZM172 184H173V182H172ZM181 184V183H180ZM184 184V185H183ZM9 185V184H8ZM14 185H16V184H14ZM19 185V184H18ZM35 185H36V183H35ZM40 185V184H39ZM43 185V184H42ZM53 186L55 185V183L54 184H52ZM59 185V184H58ZM58 185H55L56 187H58ZM98 185V186H99ZM106 185V184H105ZM112 185V184H111ZM123 185V187H125ZM130 185H132V184H130ZM158 185V186H157ZM160 185V186H159ZM166 185H167V183H166ZM256 185V186H255ZM37 186V185H36ZM44 186V185H43ZM48 186V185H47ZM51 185H49L48 187H50ZM53 186H51V188H52V191L54 190L53 188ZM62 186V185H61ZM81 186H83V185H81ZM106 186V187H107ZM115 187H116V185H114ZM113 185L111 186V187H114ZM117 186H118V184H117ZM241 186V187H240ZM30 187V186H29ZM37 187H39V186H37ZM101 187V186H100ZM100 187H97L98 189H103V188H100ZM109 187H110V185H109ZM109 187H107L106 189L109 191ZM110 187V188H111ZM119 187H122V185H120ZM118 187V188H119ZM122 187V189L121 190H123L124 188ZM127 187V186H126ZM183 187V188H184ZM4 188H6V187H4ZM14 188H15V186H14ZM19 188H20V186H19ZM23 188L25 189V187L23 186ZM34 188V187H33ZM43 188V187H42ZM51 188H50V192H51ZM130 188V186H128L126 189H128V190H132L131 192H133V191H136V190H133V189H129ZM131 188H132V186H131ZM140 188H138V190L137 191H139L140 190ZM230 188H232V189H230ZM238 188H237V190H238ZM11 189V188H10ZM17 189V188H16ZM41 189V188H40ZM45 189V188H44ZM60 189H62V190H64L63 189V187L61 188L60 187V185H59V189H57L56 190V193L58 194V196H60V193L59 192H61V190ZM92 191H93V189L92 188H90ZM125 189V190H126ZM158 189H156V190H158ZM165 189V188H164ZM187 189H189V188H187ZM191 189H189V190H191ZM248 189V188H247ZM251 189V188H250ZM6 190V189H5ZM4 190V191H5ZM14 190V189H13ZM26 190V189H25ZM25 190H24V192H25ZM34 190V189H33ZM43 189H41V191H42ZM60 190V191H59ZM95 190V189H94ZM105 190V189H104ZM106 190V192H104V191H100L101 193H105V196H107V195H109V194H106L108 191ZM114 190V189H113ZM119 190V189H118ZM117 190V188L115 189V192L118 194L119 192H121V191H118ZM140 190V191H141ZM188 190V191H189ZM236 190V191H237ZM241 190H242V188H241ZM251 190H253V189H251ZM254 190H256V189H254ZM258 190H260V189H258ZM67 191H65L64 190V192L65 193H67ZM88 191H90V190H88ZM88 191H86V192H88ZM112 191V190H111ZM118 191V192H117ZM124 191V190H123ZM161 191V190H160ZM192 191V190H191ZM195 191V192H196ZM200 191H202L201 193H200ZM213 191V192H212ZM257 191V190H256ZM1 192H2V190H1ZM8 192H9V190H8ZM23 192V191H22ZM21 192V193H22ZM40 192V191H39ZM44 192V191H43ZM46 192H48V191H45V193ZM50 192H48L49 194H50ZM77 192V193H78ZM94 192V191H93ZM93 192H91L90 191V193H93ZM96 192V191H95ZM97 192H98V190H97ZM96 192V193H97ZM125 192V191H124ZM124 192H121L123 195H126V193L128 192L127 190H126V193L124 194ZM131 192H129L130 194H131ZM148 192V191H147ZM155 192V191H154ZM187 192V191H186ZM193 192V191H192ZM195 192H193L194 194H195ZM204 192V193H203ZM238 193L237 194H240L239 192H240V190H238L237 191ZM242 192V191H241ZM248 192H252V194L255 192H253V191H248ZM258 193H260L259 191H257ZM263 193H264V191H262ZM11 193V192H10ZM42 193V192H41ZM48 193L46 194V195H48ZM52 193V192H51ZM63 193V192H62ZM64 193V194H65ZM100 193V194H101ZM112 192H110V194H111ZM224 193V194H223ZM256 193V192H255ZM254 193V194H255ZM4 194V193H3ZM5 194H7V191H6V193ZM12 194V193H11ZM17 194V193H16ZM23 194V193H22ZM26 194H28V193H26ZM36 194V196L39 194H37V193H34V195ZM53 194V193H52ZM51 194V195H52ZM54 194H55V192H54ZM68 194V193H67ZM87 194L89 195V192L88 193H86V196H87ZM98 194V193H97ZM128 194V193H127ZM133 194V193H132ZM149 194H151V193H149ZM156 194H157V192H156ZM188 194V193H187ZM208 194V195H209ZM218 194V195H217ZM236 194V195H237ZM244 195V193H241V195ZM245 194H247V192L245 193ZM260 194H262V193H260ZM19 195V194H18ZM30 195V194H29ZM34 195H33V197H30V198H34ZM40 196H42L41 194H39ZM44 195V194H43ZM56 195V194H55ZM55 195L53 196H46L48 199H49V197H51V199L53 198L54 199V197H55ZM95 195V194H94ZM121 195V194H120ZM142 195H143V193H142ZM159 195V194H158ZM228 195H225L226 197L225 198H227V196ZM7 196V195H6ZM9 196H11V195H9ZM9 196H7V197H9ZM28 196V195H27ZM70 197L71 198V200L70 201H72V198L73 197ZM98 196V195H97ZM100 196V195H99ZM102 197H105L103 194L101 195ZM96 197L95 196V199H97V198H101L102 199V197ZM110 196H113V194H111ZM110 196H109V198H110ZM118 196H119V194L116 196V194H115V197H117L118 198ZM144 196V195H143ZM197 196V195H196ZM210 196H212V195H210ZM210 196H209V198H210ZM215 196V195H214ZM251 196V195H250ZM263 196H264V194H263ZM1 197V196H0ZM6 197V198H7ZM18 197V196H17ZM16 196L14 197V198H17ZM25 197V196H24ZM23 197V198H24ZM56 197H57V195H56ZM55 197V198H56ZM83 197V196H82ZM114 197V196H113ZM113 197H112V199H113ZM114 197V199H116ZM121 197V196H120ZM119 197V198H120ZM126 196H124L123 198H121V199H124ZM128 197V196H127ZM150 197V196H149ZM191 197V196H190ZM194 197V196H193ZM204 197V196H203ZM219 197H218V199H219ZM228 197V198H229ZM234 197H236L235 195H234ZM246 197V196H245ZM261 197V196H260ZM13 198V200H15ZM20 198V197H19ZM36 198V200H39L40 199V201L43 199L42 197L40 198V197H38L39 199H37V197H35ZM34 198V199H35ZM44 198H45V196H44ZM47 198L45 199L47 202H45V203H48L50 200H47ZM108 197H106V199L105 200H109V198L107 199ZM198 198V197H197ZM201 198V197H200ZM206 198V197H205ZM215 198V197H214ZM237 198V197H236ZM252 198V197H251ZM2 199V198H1ZM34 199H33V202H34ZM53 199H52V202H54L53 201ZM57 199V198H56ZM58 199H59V197H58ZM74 200V202L73 203H75L76 201H75V199H76V197L74 196V198H73ZM77 199H78V197H77ZM83 199V198H82ZM81 199V200H82ZM93 199V197L91 198V200ZM101 199H99V200H101ZM114 199H113V201H114ZM157 199V198H156ZM204 199V198H203ZM217 199V198H216ZM238 199H240L239 197H238ZM250 199V198H249ZM4 200V199H3ZM20 200H21V198H20ZM24 200V199H23ZM27 200H28V198H27ZM35 200V201H36ZM44 200V201H45ZM55 200V199H54ZM79 200V199H78ZM77 200V201H78ZM104 200V201H105ZM119 199H116V201H118ZM148 200V199H147ZM150 200V199H149ZM154 200V199H153ZM185 200V199H184ZM189 200H190V198H189ZM223 200H225V199H223ZM243 200H245V199H243ZM251 200V199H250ZM4 201H6V200H4ZM25 201L26 200H24V203H25ZM30 201H32V199L30 200ZM39 201V203H41V204H43L44 205V203L43 202H40ZM43 201V200H42ZM60 201V200H59ZM102 201V200H101ZM100 201V202H101ZM103 201V202H104ZM158 201V200H157ZM207 201V200H206ZM208 201H209V199H208ZM215 201V200H214ZM219 201V200H218ZM217 201V202H218ZM255 201V200H254ZM10 202V201H9ZM9 202H7V203H9ZM21 202V201H20ZM29 202V201H28ZM27 202V203H28ZM58 202V201H57ZM95 202H96V200H95ZM184 202V201H183ZM186 202V201H185ZM213 202V201H212ZM220 202V201H219ZM253 202V201H252ZM256 202H257V200H256ZM2 203V202H1ZM4 203V202H3ZM7 203L5 204V205H7ZM13 203V202H12ZM11 203V204H12ZM15 203V202H14ZM30 203V202H29ZM29 203L27 204V205H29ZM32 203V202H31ZM38 203V204H39ZM70 203V202H69ZM151 203H153V202H151ZM210 203V202H209ZM231 203V202H230ZM230 203H229V206H231L230 205ZM11 204H10V206H11ZM18 204H20V203H18ZM17 204V205H18ZM23 204V203H22ZM34 204H37V201L36 202H34ZM37 204V205H38ZM49 204H50V202H49ZM56 204V203H55ZM68 204V203H67ZM72 204V203H71ZM70 204V205H71ZM90 204H92V203H90ZM100 204V203H99ZM102 204V203H101ZM206 204V203H205ZM220 204V203H219ZM225 204V203H224ZM235 205H237L236 203H234ZM249 204V203H248ZM254 204H255V202H254ZM258 204V203H257ZM24 205V204H23ZM26 205V206H27ZM32 205H33V203H32ZM54 205V204H53ZM73 205V204H72ZM103 205V204H102ZM101 205V206H102ZM207 205V204H206ZM4 206V205H3ZM2 205H1V207H3ZM15 206V205H14ZM20 206V205H19ZM30 206V205H29ZM36 206V205H35ZM41 207H42V205H40ZM46 206V205H45ZM47 206L49 207L50 205H48L47 204ZM55 206V205H54ZM182 206H184V204L182 205ZM228 206V205H227ZM226 206V207H227ZM228 206V208H230ZM245 206V205H244ZM7 207V206H6ZM31 207V206H30ZM29 207V208H30ZM38 207H39V205H38ZM37 207V208H38ZM40 207V208H41ZM53 207V206H52ZM59 207V206H58ZM79 207V206H78ZM97 207V206H96ZM159 207V206H158ZM211 207V206H210ZM210 207H209V209H210ZM220 207V206H219ZM222 207V206H221ZM13 208V207H12ZM25 208H27V207H25ZM37 209V212H36V209H35V207L34 208H32V209H34L35 211H32V209L30 210H28V211H26L27 209H24L25 210V212H23L24 210L22 209V212H23V214L24 213H26V215H27V217L28 218H30V219H32V217H34V216H32V217H29L28 216V212H30V211H32L33 212V214H34V212H36V214H41V212H39V211H41V209ZM157 208V207H156ZM163 208V207H162ZM217 208V207H216ZM223 208V207H222ZM2 209V208H1ZM7 209V208H6ZM11 209V208H10ZM19 209V208H18ZM45 209V212H46V209H47V211H48V208H44V206H43V209H42V213L43 214H46V213H44L43 212V210ZM88 209V208H87ZM83 210L84 212H87L88 210ZM100 209V208H99ZM160 209H161V206H160ZM208 209V208H207ZM213 209V208H212ZM221 209V208H220ZM224 209V208H223ZM247 209V208H246ZM252 209V208H251ZM13 210V209H12ZM39 210V211H38ZM74 210H75V208H74ZM79 210H81V209H79ZM79 210H77V212H75L76 213V216H86L83 212V214L82 215H80L78 212H80ZM170 210V209H169ZM228 210V209H227ZM232 210V209H231ZM248 210V209H247ZM7 211H8V209H7ZM19 211V210H18ZM213 211V210H212ZM223 211V210H222ZM251 211V210H250ZM3 211H1V213H2ZM10 212V211H9ZM15 212V211H14ZM32 212L31 213H29V214H32ZM39 212V213H38ZM61 212V211H60ZM69 212H70V210H69ZM90 213H93L91 210L89 211ZM96 212V211H95ZM97 212H98V209H97ZM97 212H96V215H97ZM101 212H104V211H101ZM101 212H100V214H101ZM207 212V211H206ZM217 212V211H216ZM220 212V211H219ZM232 212V211H231ZM234 212V211H233ZM0 213V214H1ZM16 214L14 215L13 214V212H11L10 214H8V215H10L11 216V214H13L14 216H16L17 214H18V212H15ZM20 213V212H19ZM56 213H57V211H56ZM75 213H74V211H73V214H72V218L74 217V215H75ZM88 213V212H87ZM156 213V212H155ZM208 213H209V210H208ZM222 213V212H221ZM244 213V212H243ZM5 214H6V212H5ZM36 214H34V215H36ZM60 214V213H59ZM62 214V213H61ZM64 214V213H63ZM70 214V213H69ZM78 214V215H77ZM89 214V213H88ZM100 214H98L97 216H93L92 214V216H86L87 217V219H85V220H83L82 221V219L81 220H79V221H82L81 223H79V221L78 220H76V219H78L76 216L74 217L75 219H73V220H76V221H78L77 222V224H79V226L76 224V222L75 221H72L74 224H76L79 228H75V227H77V226H73V223L72 222H70V223H72V228H75V230H73L72 231V233L74 232V231H77V232H79V230L78 229H80V228H83V230H84V228H86L87 229V227L88 228H90V227H94L95 226V232H96V230H98V231H103L104 230V232H105V229H103V225H101V223L102 224H105V225H107L106 223H104V221H105V213H104V216L102 215L101 216V218H103L104 217V220L103 219H101L99 216H100ZM107 214V213H106ZM202 214V213H201ZM237 214V213H236ZM251 214H253L252 213V211H251ZM251 214L249 215V216H251ZM22 215V213L20 214V217H18L19 219H21V218H24V220H25V218L26 219H28L27 217H22L21 216ZM25 215V214H24ZM25 215V216H26ZM47 215V214H46ZM90 215V214H89ZM95 215V214H94ZM199 215V214H198ZM211 215V214H210ZM214 215V214H213ZM230 214H228V216H229ZM232 215V214H231ZM246 215V214H245ZM10 216H9V218H10ZM14 216H11V218L13 219V218H15ZM40 216V215H39ZM39 216H37L36 215V217H34L33 219L35 220V218L39 221V219H41L42 217H43V215L41 216V218L39 217ZM65 216V215H64ZM107 216V215H106ZM201 216V215H200ZM212 216V215H211ZM223 216V215H222ZM236 215L234 214V217H235ZM256 216V215H255ZM259 216H261V215H259ZM258 216V217H259ZM2 217V216H1ZM16 217V218H17ZM39 217V218H38ZM49 217V216H48ZM60 217H61V215H60ZM60 217H58V218H60ZM67 217V216H66ZM69 218L68 219H70L71 217H70V215L68 216ZM203 217V216H202ZM217 217V216H216ZM226 217V216H225ZM232 217V216H231ZM4 218V217H3ZM8 218V220L9 221H11L10 219ZM16 218L15 219H13V220H16ZM50 218V217H49ZM48 218V219H49ZM58 218H56L55 219V221H53L54 223L57 221V220H60V219H58ZM62 218H64V217H62ZM62 218H61V220H62ZM81 217H79V219H80ZM84 218V217H83ZM107 218H108V216H107ZM106 218V219H107ZM195 218V217H194ZM193 218V220L195 221V219ZM199 218H201V217H198V219ZM219 218V217H218ZM221 218V217H220ZM245 218H246V216H245ZM244 218V219H245ZM251 218V217H250ZM252 218H254V217H252ZM263 218V217H262ZM5 219V218H4ZM18 219V220H19ZM42 219H44V218H42ZM202 219V218H201ZM204 219H205V216H204ZM232 219V218H231ZM234 219V218H233ZM237 219V218H236ZM241 219V218H240ZM248 219V218H247ZM5 220H7V215H6V219ZM17 220V221H18ZM22 221V219L21 220H19L20 221V223H21V221H22V223L23 224H26V221ZM34 220L33 221H31V222H34ZM45 220H47V219H45ZM61 220H60V222H61ZM66 220V218H64V221ZM197 220V219H196ZM228 220H230V219H228ZM242 220H243V218H242ZM254 220V219H253ZM259 220V219H258ZM9 221H8V223H9ZM19 221H18V223H19ZM28 221H29V219H28ZM36 221V220H35ZM37 221V222H38ZM42 221V220H41ZM64 221H62V223L64 222ZM67 221V220H66ZM64 222L65 224H67L68 223V225L67 226H69V222ZM106 221H108L107 223L108 224H110V222L111 221H109V219H107ZM198 221V220H197ZM205 221V220H204ZM209 221V220H208ZM218 221V220H217ZM7 222V221H6ZM14 222V221H13ZM16 222V221H15ZM51 223H52V220L50 221ZM215 222H216V219H215ZM215 222H214V224H215ZM224 222V221H223ZM29 223V222H28ZM36 223V222H35ZM48 223V222H47ZM54 223H52V226H56V225H54ZM57 223V222H56ZM203 223V222H202ZM207 223V222H206ZM211 223V222H210ZM238 223V222H237ZM253 223V222H252ZM258 223V222H257ZM10 224H12V221H11V223ZM14 224V223H13ZM12 224V225H13ZM17 224V223H16ZM23 224H20V225H23ZM32 223H30V225H31ZM49 224V223H48ZM58 224V223H57ZM195 224V223H194ZM226 224V223H225ZM224 224V225H225ZM227 224H228V222H227ZM229 224H231V222L229 223ZM243 224V223H242ZM250 224H251V222H250ZM254 224V223H253ZM2 225V224H1ZM7 225V224H6ZM19 225V226H20ZM35 225V224H34ZM37 225V224H36ZM50 225V224H49ZM60 225V226H59ZM59 225H57L56 227H54V228H63L64 229V231H65V226H64V224L62 225V224H60L59 223ZM207 225V224H206ZM241 225V224H240ZM14 227H15V225H13ZM29 225L27 224V227H28ZM37 226H39V225H37ZM59 226V227H58ZM64 226V227H63ZM66 226V228H68ZM96 226H98V228L96 227ZM99 226H102L101 228L103 229H101V228H99ZM111 226V225H110ZM113 226V227H112ZM111 226V229H110V227L108 226V228L111 230V231H113V229L115 228V226L114 225H112ZM199 226V225H198ZM197 226V228H200V227H198ZM225 226H227L226 227V229H228V228H232L234 225H231V226H229L228 227V225H225ZM253 226V225H252ZM255 226V225H254ZM18 227V225L16 226V228ZM23 226H20V228H22ZM25 228H26V225L24 226ZM23 227V228H24ZM34 226H33V224H32V228H33ZM46 227V226H45ZM70 227H71V224H70ZM220 227V226H219ZM22 228V229H23ZM30 228H31V226L29 227V230H30ZM42 228V227H41ZM54 228H52L53 230H54ZM97 228V229H96ZM104 228H107L106 226H104ZM180 228V227H179ZM205 228V227H204ZM221 228H223L222 230H224L225 228H224V226L223 227H221ZM220 228V229H221ZM234 228V227H233ZM21 229V230H22ZM27 230L26 231H28V228H26ZM34 229V228H33ZM33 229H31V230H33ZM36 229V228H35ZM43 229V228H42ZM45 229V228H44ZM49 229H51L50 227H49ZM52 229H51V231H52ZM56 229V230H57ZM63 229H60V231L62 232V230ZM69 230H70V228H68ZM68 229L65 231V232H68L67 234L64 232V234H66L67 236H68V234H69V231H68ZM85 229V230H86ZM193 229V228H192ZM195 229H196V227H195ZM209 229V228H208ZM218 229V228H217ZM25 230V229H24ZM24 230H22L23 232H24ZM82 230V229H81ZM84 230V232L87 234V232L86 231H88V234H90L89 232H91L90 230H94V228L93 229H87L86 231ZM108 230V229H107ZM185 230H186V228H185ZM10 231V230H9ZM14 231H16V229H14ZM18 231H20V229H18L17 230V232ZM22 231H21V233L19 232V234L20 235H22V236H24L25 234L27 235L28 233L27 232H25V234L23 235L22 234ZM48 231H50V230H48ZM50 231V232H51ZM58 232H59V229L57 230ZM97 231V232H98ZM100 231V232H101ZM181 231V230H180ZM187 231H189L188 229H187ZM194 231V230H193ZM225 231V233H227L226 235H223L224 237H222L221 239L223 240L222 242L221 241H219L220 242V244H219V248H222V246L224 247V245H222V244H224L226 241L228 242V241H231V245H229L228 246V244H225V245H227V247H229L230 249H231V252L230 251H226L225 249H223L222 248V250H224V251H221V249H218L217 247V249H215L216 251V254H217V251H220L221 252V254L220 255H222V253L223 252H225L224 253V255L226 254V252H230V253H227L226 254V256L228 257V256H231V255H229V254H231L232 252H233V250L232 249H234V246L236 247V245H235V241L238 239H236V237H237V235L235 236V234H234V238L232 237L233 236V234H232V230L230 229H228L227 231H231V233L230 234H232V238L233 239H235V240H233V239H231L230 240V236L228 235V233L229 232H226V230H224ZM224 231H221L222 232V234H224L223 232ZM16 232V233H17ZM43 232V231H42ZM41 232V233H42ZM47 232V231H46ZM58 232L55 234V235H58ZM63 232H62V234H63ZM84 232H81L82 234H85ZM96 232V233H97ZM107 232V231H106ZM114 232V231H113ZM191 231H189V233H190ZM220 232V231H219ZM235 232V228L233 229V233ZM35 233V232H34ZM33 233V234H34ZM38 233H40V232H38ZM49 233V232H48ZM52 233V232H51ZM54 233V232H53ZM52 233V234H53ZM94 233V232H93ZM99 233V232H98ZM186 233V232H185ZM184 233V234H185ZM191 233H193V232H191ZM13 234V233H12ZM30 234V233H29ZM28 234V235H29ZM44 234V233H43ZM42 234V235H43ZM59 234H61V233H59ZM61 234V235H62ZM64 234L62 235V237H61V241L59 240V243H57V244H60L61 245V243L60 242H62V245H63V243H64V246H65V244L67 243L66 241L65 242H63L62 241V239H63V237H64ZM74 234V233H73ZM73 234H70V236L72 235V237H73ZM77 234V236L75 235V239H76V237H77V239H78V236H80V238H84L85 237V235L84 236H82L81 234H80V232L79 233H76ZM80 234V235H79ZM195 234V233H194ZM193 234V235H194ZM221 234V235H222ZM16 235V234H15ZM26 235H25V237H26ZM32 235V234H31ZM34 235H36V234H34ZM33 235V236H34ZM45 235V234H44ZM48 235V234H47ZM54 235V234H53ZM52 235V236H53ZM93 235V234H92ZM91 235V236H92ZM36 236H39L38 234L36 235ZM41 236V235H40ZM40 236L38 237V241H37V243L39 242V245L42 243V242H40L39 241V238H40ZM52 236H49V237H52ZM60 236V235H59ZM70 236H69V239H72V238H70ZM82 236V237H81ZM87 236V235H86ZM90 236V235H89ZM179 236V235H178ZM177 236V237H178ZM185 236V235H184ZM190 236V235H189ZM45 237V236H44ZM58 237V236H57ZM56 237V238H57ZM195 237V236H194ZM13 238V237H12ZM28 238H30V237H28ZM28 238L26 237V240L30 243V241L28 240ZM43 238V237H42ZM46 238V237H45ZM44 238V239H45ZM59 238V237H58ZM65 238L66 237H64V240H65ZM186 238H187V235H186ZM193 238V237H192ZM220 238V237H219ZM19 239V238H18ZM32 239H34L35 240V238L34 237H32ZM41 239V238H40ZM44 239H43V243H45L44 242ZM74 239V238H73ZM198 239V238H197ZM197 239H195V240H197ZM229 239V240H228ZM20 240V239H19ZM37 240V239H36ZM35 240V241H36ZM45 240H47V239H45ZM55 240V239H54ZM54 240H50V241H53L54 242ZM58 240H56V241H58ZM212 240V239H211ZM25 241V240H24ZM56 241L53 243V242H49V244H51V245H54L55 243H56ZM68 242H69V240H68ZM70 242H71V240H70ZM194 242V241H193ZM218 242V241H217ZM9 243V242H8ZM14 243V242H13ZM12 243V244H13ZM25 243V242H24ZM42 243V244H43ZM48 243V242H47ZM229 243V242H228ZM23 244V243H22ZM26 244H27V242H26ZM32 244L33 245H35L36 244V242H34L33 243V241H32ZM46 244V243H45ZM70 244V243H69ZM31 245V244H30ZM38 245V244H37ZM60 245L59 246H57V247H59L58 249H60ZM62 245H61V247H62ZM234 245V246H233ZM19 246V245H18ZM23 246H24V244H23ZM26 246V245H25ZM24 246V247H25ZM32 246V245H31ZM31 246H30V248H31ZM36 246V245H35ZM35 246H33V249H34V247ZM41 246V245H40ZM39 246V250L38 251H41V253L43 254V253H45V252H51L52 250H54V249H52V250H50L51 249V246L49 247L50 249L48 250L46 247L44 248V252H43V248H42V250L40 249L41 247ZM44 246V245H43ZM42 246V247H43ZM46 246V245H45ZM47 246H49V245H47ZM221 246V247H220ZM233 246V247H232ZM21 247V246H20ZM28 247H29V244H28ZM54 247V246H53ZM192 247V246H191ZM23 248V247H22ZM21 248V249H22ZM36 248V247H35ZM55 248V247H54ZM228 248V249H229ZM18 249H19V247H18ZM17 249V250H18ZM33 249H29L28 251H26V254H24V256L26 257V255H27V253H28V257H29V255H30V253L29 252H32V250ZM47 249V250H46ZM57 248H56V250H58ZM227 249V248H226ZM227 249V250H228ZM229 249V250H230ZM25 250V248L23 249V251ZM27 250V249H26ZM46 250V251H45ZM214 250V249H213ZM234 250H236V248L234 249ZM16 251V250H15ZM23 251H20V252H18V253H16L18 256H19V254L21 253V252H23ZM55 251V250H54ZM189 252V251H188ZM188 252H186V253H188ZM198 252V251H197ZM213 252V251H212ZM212 252H210V255H211V253ZM12 253H14V250H13V252ZM25 253V252H24ZM182 253H185V252H182ZM214 253V252H213ZM32 255H30V256H32L33 258H34V256H36L35 254H36V252L34 253V250H33V253H31ZM40 254V253H39ZM39 254H38V252H37V255L39 256ZM189 254H191V253H189ZM196 254V253H195ZM215 254V255H216ZM235 254V253H234ZM2 255V254H1ZM9 255H11L10 253H9ZM8 255V256H9ZM15 255V254H14ZM184 255H186V254H181V256H182V258H183V260H184ZM188 255V254H187ZM192 255V254H191ZM190 255V256H191ZM224 255H222V256H224ZM12 257H13V255H11ZM11 256H10V258H11ZM16 256V255H15ZM20 256H21V254H20ZM20 256H19V259H20ZM190 256H188V257H186V258H190ZM217 257L219 256V252H218V254L216 255ZM215 256V257H216ZM1 257V256H0ZM5 257V256H4ZM3 257V255H2V259L4 258ZM25 257H21V259H25V262H26V258ZM27 257V258H28ZM193 257V255L191 256V258ZM200 257V256H199ZM211 257V256H210ZM212 257H213V255H212ZM215 257H213V258H215ZM217 257H216V259H217ZM226 257V258H227ZM16 258V257H15ZM18 258V257H17ZM33 258H30V260H32ZM186 258H185V260H186ZM201 258V257H200ZM212 258V259H213ZM222 258V257H221ZM2 259H0L1 261H2ZM6 259H7V256H6ZM13 259V258H12ZM12 259H9L8 260V263L9 264H11V260ZM18 259V260H19ZM23 259V260H24ZM29 259V258H28ZM187 259V260H188ZM219 259V258H218ZM182 260V261H183ZM190 260V259H189ZM194 260H196V259H194ZM209 260V259H208ZM210 260H211V258H210ZM220 260V259H219ZM224 260H225V257H224ZM1 261H0V263H1ZM12 261H14V260H12ZM15 261H16V259H15ZM21 261V260H20ZM20 261H19V263H20ZM216 261V260H215ZM5 262V261H4ZM16 262H18V261H16ZM23 262V261H22ZM184 262V261H183ZM182 262V263H183ZM187 262V261H186ZM222 262V261H221ZM3 263V262H2ZM6 263H7V261H6ZM6 263H3V264H6ZM7 263V264H8ZM24 263V262H23ZM188 263V262H187ZM225 263V262H224ZM13 264V263H12ZM15 264V263H14ZM185 264V263H184ZM256 264V263H255ZM260 264V263H259Z\"/></svg>",
	"mask_w": 264,
	"mask_h": 264
}]
</instances>
